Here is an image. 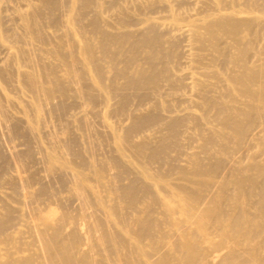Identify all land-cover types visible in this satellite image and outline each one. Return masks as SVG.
<instances>
[{
	"label": "rangeland",
	"instance_id": "rangeland-1",
	"mask_svg": "<svg viewBox=\"0 0 264 264\" xmlns=\"http://www.w3.org/2000/svg\"><path fill=\"white\" fill-rule=\"evenodd\" d=\"M43 1V0H42ZM42 1H39V0H0V18H2L1 20H0V31H1V33H0V215L2 216V219H4L3 217H5L6 218V216L8 215L9 216V218H7V220L8 219H10V215H11V219H10V222L9 221H6L5 222V224H7V222H8V225H7V227H6V225L4 224L1 228H0V237H2L3 235L4 236H7V237H10V239H8V242L7 241H5V242H7V243H3L2 242V240H0V260L1 259H3L2 261H0L1 262V264H4V263H6L7 262V258L8 259H10V261H9V264H13L12 262H14L16 259L18 260V261H15V263L14 264H18L17 262H19V260H20V262L21 261H24V260H28V261H26V263L27 264H31V263H33L34 261L33 260H29V256L31 257L32 256V258H30V259H35L36 258V261H37V263L38 264H41V263H43L44 264V255L43 254H41V256H40V254H37V253H35L36 251L35 250H37V248L39 247V245L40 244H42L43 242H44V244L45 243H49V246L48 247H50L49 249L50 250H52V252L54 251V254H52L51 256H53L52 257V261L55 263L56 262V264H62L63 262V260H62V256H60L61 255V253H59L58 252V249H57V247H55V245L53 244V238L55 237V239L56 240H59L58 238L60 237V241L59 242H57V243H59L58 245L62 248V245L65 247V246H67L68 244H69V250L68 249H66V247H65V249H64V247L61 249V250H63V252L64 253H67L70 257H71V259H73V261L74 262H79V260H81V259H83L84 257H86L87 256V254L85 253V248L87 247V249L89 248V249H91L92 248V246H94L95 248H97L98 249V247H96V245H89V244H91L90 243V241L89 240H87V239H92L93 241H94V239L93 238H89V237H92L94 234L93 233H90V232H97L98 230L97 229H95V230H93V231H91L90 230V228H88L87 229V227H88V225H89V227H90V225H91V223L93 222V223H95V224H93V225H95V228H97L96 227V225H101L102 224V228H101V226H100V228L101 229H103V230H106V231H108V232H110V234H112V233H114V232H118V233H116L117 235L118 234H122V235H118V236H125V237H127L129 240L130 239H132V235L133 234H131V233H127V232H129V231H132L133 232V230L134 229H138V225L140 224V223H136L135 222V219L134 218H136V217H131V216H134V214L136 213L138 216V220H140V218H142L141 220H143V217L145 218V215H146V213L147 212H144V211H146V210H148V208L146 207V205H148V207L150 206V208L149 209H151V208H153L155 211H153V209H151L152 210V212L151 213H153L154 212V214L152 215L153 217H162L161 215H162V213H163V211H166L167 209H168V207L170 206V202H169V199L167 198V196L166 195H164L163 193H161L160 191H157L156 192V195L159 197H156V203H152L151 202V200H150V198L149 197H144V195L143 194H140L139 193V195H138V198H140V199H138L139 201H137V208L136 207H134V208H129L128 206H127V202H126V197L124 198L123 197V195H125L123 192H124V189L126 188V186H129L130 184L128 183L129 181L130 182H132V179H136L135 178V175H132V174H135V172H134V169H132V168H130V169H132L133 171H130V169H129V167H125L124 166V168H119L117 165H115L114 164V161L113 160H115L116 158H114L115 156H118V154L116 153V148H111V147H115V146H111V144L112 145H115V144H113L112 143V141H114V140H111V139H113L112 138V135H113V133H111V130L112 129H110V128H112V126H114V128H113V130H117V129H119V127L121 128V129H119V132L121 133V132H123L124 130L122 129V128H126L127 126H129L130 124H131V122L133 121V119L131 118V117H133L134 115H135V117L137 116V115H139L138 117H140L141 115H143L144 116V114H148V112H151V111H153L154 112V114L156 113V115L159 113V115L160 116H162V115H166L167 116V120L169 121L170 120V118L172 119L173 118V116H174V114H175V116H174V118H178V117H180V116H183V115H185L184 113H186L187 111H188V114H186L185 115V117H188V118H185L184 116H183V118H181V119H183L181 122L184 124L183 126H182V124L181 125H178L177 126V128H176V135L175 136H179L180 135V139H182V140H180L179 138H177V137H174V138H176V139H178L179 140V142H178V140H175V142L176 143H173L174 141H172V142H170L169 144H168V147H167V149H166V152H169V154L170 155H163V156H165V157H162V158H165L164 160H166V161H164L163 159L159 162V164H158V162H157V164L155 163V165H157V166H159L160 165V167H157V166H155V165H153L154 167H157V168H153L152 167V165H151V167H150V169H152L153 170V172L154 171H157V170H159V173H161V172H163V174H165L166 172L168 173L167 174V177H174L175 175L177 176V171L175 172V170H179L178 168H180V165H181V167H185L184 165H186V168H191L192 166V164L190 165L189 164V162H190V160H194V161H199V163L201 162V161H204V162H202V163H208L209 161H214V160H216V159H219V158H223V159H219V160H221L223 163H224V166H225V169H231V170H233L234 172H235V174H237L238 173V170L237 169H239V168H242L246 163L248 164L249 162H251L252 161V158L254 157V155L256 156L257 154H260V156H261V159H262V161H264L263 159V157H264V151H263V149H264V141L261 139V137L262 136H264L263 134H261V133H263V131H264V121H263V119H264V115H263V112L261 111V109H256L254 106L253 107H251V105H249L250 106V110L248 109V107L249 106H245V104H242L241 103V101H243V97H240V96H236V95H234L233 96V98L234 97H236L235 99H233L231 96V94H227L228 96H226L225 94H226V92H227V88H223L224 86H222L223 84V79H221L220 77V75L221 74H223V73H226V74H223V77L222 78H225V76H228L227 75V73L231 70L232 72H229V75H230V73L231 74H238V73H240V71L239 72H237L236 70L239 68V70L241 69V67H240V65H242L243 67L246 65V66H248L247 64L250 62H256V63H261V60H263V58H264V55H263V51H260L259 52V50H261L262 48L261 47H263V45H264V43H262V42H264V31H261V30H263L264 29V25L263 24H260L259 26H258V28H260L259 29V36L256 38L257 40H255L256 42L255 43H253V45H250V46H252V47H255V48H252V47H250V49H251V51L253 52L254 51V53L257 55L258 54V56L256 57V55L252 58V59H255V60H249L248 62H246V63H244V64H242L243 62H237L235 59H233L234 57H236V50L233 48V47H231V45H229L230 43H226L227 44V48H229V46H230V50H231V52L232 53H230V51H229V53L231 54V55H229L230 57V62L231 61H236V63L235 62H232L233 64H231L230 62H229V60L228 61H226L227 63H225L224 62V60L222 59V57L220 56V55H218V53H216L215 51H213V47H211L210 45H209V43H207V42H205V45H201V48H198V50H200V51H198V50H196L197 52H199L198 54H200V52H202V49L205 47V46H208V47H206L205 48V50L203 49V52H202V54H200V55H197V53H196V51L195 50H193V49H190L189 47H190V44L189 43H192V44H194L195 42H192V41H190L189 39H191L190 38V36L188 37V36H186V35H183V34H180L179 32H174V30H170L169 32L166 30V29H164V28H162V27H160L159 28V26L158 27H155L154 29H156L155 31L157 32V31H161V30H164L165 32H163L164 34H166V35H160V34H163V33H159V32H157L161 37L163 36H165L164 38H161V40L162 39H164V40H162L161 42V44H163L164 43V41H166L164 44H163V47H159V49L158 48H156V49H158L160 52H162L163 54H165L166 52H164V50H168V49H176L177 48V46H175V47H173L174 45H181V46H178V48L177 49H179L177 52H178V54L176 55V56H171V55H167V57L168 56H170L169 58H165V60L167 59V60H172V61H174V62H172V63H169V62H167V61H162V62H167L166 63V65H169L171 68H173L174 69V66H172V64H174V63H177L176 65H177V67H175V69L174 70H172L171 68H164V64L165 63H157V62H161V60H155V63H154V65H157L156 66V68H158V67H160V66H162V68H159V69H167L166 71H162V73H161V70H158V71H160V76H163L164 74H171L170 75V77L168 76V80L169 81H167V79H165V77H167V76H163V77H161V79H160V76H159V78H158V80H157V83L158 84H156V87L155 88H152V89H150V90H148V91H151L150 93L148 92V91H146V93H145V95L143 96L144 98L143 99H145L144 100V102H142L143 100L141 99V100H139V99H137V98H139L135 93H130L129 91H127V92H129L128 94H135L134 96H137V98H135V97H133V95H129V97H131V99H132V101H131V99L130 100H128V94L126 95V93H125V95L127 96L126 98V100H125V104L123 105L124 107H127L128 106V108H124L125 110L124 111H118V106H119V103L118 102H116L115 100H119V102H120V99H119V96L118 95H120V98H122L121 96H122V88L120 87V90H116V89H114V88H117V87H119L120 86V84L122 85V84H124V82H125V80H126V78L129 76V77H132L133 78V76L136 78V76H139L141 73H143V72H146V70L148 71L149 70V68H148V66L146 65V64H144V63H146V60H145V58H143V56L144 57H146L145 55L147 54H149V53H157L156 55L157 56H159L160 54H162V53H160L158 50H156V49H152V50H155V52H150V51H152V50H150V51H148V48L147 47H145V46H140V47H142V48H138V49H141V52H139L138 51V53L140 54V53H142L143 54V56L141 57H139L138 55L136 56V58L135 59H133V62H132V60L130 59V60H128L127 58L129 57H126L127 55H129V50H130V48H129V50L127 49V48H125V46L127 47V46H130V42H128L127 41V39H122L121 40V42H123V40L125 41L124 42V44H122L120 41V43L119 42H117L118 44H116V43H114V42H110L108 45L110 46V47H107L108 49H110L109 51H111V52H115V53H113V54H117L115 57L116 58H120L121 59V57L122 56H124L123 58H124V60L125 59H127V61L125 60L124 61V63L122 62L123 61V59H115L114 58V60H116V61H107V60H109L108 58H104V57H102L101 55H103L104 54V51H107L108 49H106V46H108L107 44L105 45V49H101L102 51H100V49H99V51L101 52H99L98 50H97V52H99V53H95V55L93 56L94 57V59L96 60V63L98 62V61H101V60H103V61H101L99 64H101V66H99V68L100 67H102L103 66V71H101V74L104 72L105 74H106V76H105V74L103 75L102 74V76H104V77H102V80L104 81V79L106 80L107 79V81L109 80V83L107 82V81H104L105 82V87H107V86H112L113 87V90H115V91H117V92H119V94L117 95V93H115L114 91H113V93L111 92L110 94H109V96L111 95V94H114V97H111V99L109 100V101H107V100H105L104 98V95H102L103 93L101 92V91H98L99 89H97V88H92L93 87V81H92V75H94V74H91V72L92 73H94V70H93V68H89V69H86V67H84V65L82 64V62H80L81 61V56H80V53H79V51H78V48H75L78 52H75L73 49H72V47L74 48V46H72V44L73 45H76L75 47H77V46H82V44H88V45H91V46H94V48H98V46H99V48H103V47H100V42L101 41H99V39H97L98 37H100L101 35L99 34V31H100V33H101V31H102V33L104 32V31H106L105 33L107 34V31H109V33H114V32H116L117 34H120L119 32L121 31V32H124L123 30H141L140 32H143V34H150L149 32H151V31H149L148 29H150L149 27V21L152 19L151 17H153V16H155V17H153L154 19L155 18H159L160 17V20L161 21H163V22H167V21H169L171 18L167 15V13H169L168 12V10L169 9H172V10H170V11H173L174 10V13H176V14H179V12H180V10L182 11V12H184V13H186V14H188V15H184L183 13H180V14H182V15H180L179 17H184L183 19L182 18H180L181 19V21L183 22V23H187V22H184V21H192V20H196V19H200L198 16H207L208 14H211V13H214V10H213V6H211L212 7V9H210V3H207L205 0H168L169 2H167V0H160L159 1V3L156 1V0H150L151 2L149 3H146L147 1H149V0H123L125 3H122L123 1H121V0H113V2L117 5H114V3L111 1V0H108V2L107 1H105V0H92V1H94V3H95V5H96V2H97V5H96V7L99 5V4H101L100 6H102L103 5V3H104V1H105V4H104V6H103V8H101V7H98V8H96L95 6H93V2H92V4L90 5L91 6V8H89L88 10H90V11H86V14L84 13V15H86V17L83 15H81L82 17V21H79L78 20V17L80 18V16H78L77 15V13H76V11H78L77 9V7H76V11H75V8H73V7H75L77 4L75 3V0H73V2L71 1V0H69V1H67V0H64V1H62V0H55L57 3H58V5H60L61 4V2L62 3H65L66 4V7H65V4H64V7L65 8H68V9H70V8H72L73 9V11H70L69 10V12L67 11L68 9H63V7H62V9L61 8H57L58 10H55V11H53L54 10V8H53V10H51V9H49V8H51V7H45L47 4L43 1V3H45V5L44 4H42L41 5V3L40 2H42ZM59 1H60V3H59ZM66 1V2H65ZM77 2H78V0H76ZM103 1V2H102ZM109 1H111V3H113V4H111ZM118 1V2H117ZM139 1V2H138ZM143 1V2H142ZM154 1H156V2H154ZM176 1L178 2H181V1H183L182 3H177L176 4ZM185 1H187L186 3H185ZM221 3H224V0H219ZM231 1V2H230ZM230 1H225V3L226 4H223L222 5V7H224V5H227V4H230L231 5V8H229V6L230 5H227L226 7H227V9H230V11L232 10V9H238V11H240L239 9H241V8H243V7H247L248 8V6H246L247 4V2H246V0H237V1H235V0H230ZM233 1H235V2H233ZM243 1V2H242ZM10 2V3H9ZM14 2V3H13ZM29 2V3H28ZM37 2H39L38 4H40L39 6L41 7V9H38L39 8V6H36V4H37ZM47 2V1H46ZM67 2H69V6L67 5L68 3ZM132 4H131V3ZM134 2V3H133ZM152 2H154V3H152ZM163 2L166 4H163ZM200 3V2H202V4H203V6H205V7H202V5L201 4H198L197 5V3ZM203 2H206L205 4L203 3ZM208 2H210V1H208ZM238 2V3H237ZM240 2H242V3H240ZM246 2V3H245ZM251 3V6H250V8H248V9H244V14L245 13H247V12H249V13H254V14H257V15H261V16H263L262 14H263V12L261 13V10H259L261 7L260 6H262V4H264V0H261V2H263V3H261L260 4V6H258V11H256V7H254V6H256V5H258L259 3H257V2H260V0H249L248 1V5H250V3ZM5 3V4H4ZM18 4V5H16V6H14V5H12V4ZM19 3H21V4H19ZM72 3L74 4V6L72 5ZM107 3V4H106ZM108 3H110V4H108ZM129 3V4H128ZM137 3H139V4H137ZM155 4L154 6H149V5H147V4ZM156 3H158L157 5H160V7H159V9L158 10H156V8H157V5H156ZM160 3H162V4H160ZM169 3H170V5H169ZM175 3V4H174ZM188 3H190V6H188L189 4ZM233 3H235V4H233ZM257 3V4H256ZM4 4V5H3ZM26 4V5H25ZM37 4V5H38ZM123 4V5H122ZM135 4H137L139 7H140V9L141 10H143V12H141V10H139L138 8V6L136 7L135 6ZM142 4H144V6H147V9H146V7H141V6H143ZM151 4V5H152ZM179 4H181V5H179ZM207 4H209V5H207ZM238 4V5H237ZM240 4V5H239ZM244 4H246V5H244ZM7 5H9L8 7H7ZM24 5V6H23ZM30 5H33V7L31 8L30 7ZM58 5H56V6H53V7H55V9H56V7L58 6ZM63 5V4H62ZM110 5H114L113 7V9L112 8H109L108 9V7H112V6H110ZM118 5H120V7L121 8H125L126 6H128V5H130V6H128V7H126V9L123 11V9L121 10V8L118 6ZM122 5V6H121ZM126 5V6H125ZM134 5V6H133ZM168 5V6H167ZM206 5L208 6L207 7V10H205V11H203V12H199V11H197V8L199 9V10H203V9H206ZM211 5H212V3H211ZM233 5H234V8H233ZM241 5H244L243 7H239V6H241ZM19 6H20V8H24L25 10H23V9H20V11H23L25 14L27 13V11L31 14V12L33 11L34 12V10L33 9H35L36 8V10H37V12H34V14H36V15H34L33 13L31 14V15H29V14H27V18L29 19V21L31 22V25H33L32 26V30L33 31H35L36 29L37 30H40V31H42V32H38V31H35V33H33V34H36L37 35V37L39 36H41L42 38H44V39H40V43H39V41H35V40H39V39H34V38H32L33 37V34H29V33H24L23 31L24 30H22L23 28L21 27V26H18L19 24H22V23H20L21 22V20L20 19H18V10H16V9H19ZM36 6V7H35ZM48 6V5H47ZM68 6V7H67ZM78 6V5H77ZM125 6V7H124ZM163 6V7H162ZM167 6V7H166ZM172 8H171V7ZM175 7V9H174V7ZM201 6V7H200ZM264 6V5H263ZM58 7H61V5L60 6H58ZM94 7V10H92L91 11V9ZM134 7H136V9L134 8ZM148 7H152V9L151 10H148ZM153 7H155V8H153ZM170 7V8H169ZM221 7V8H222ZM235 7H238V8H235ZM260 7V8H259ZM99 8H100V10H99ZM120 8V10H119V12H118V15H121V13L123 14V16L125 15V16H130V17H128V21H126L127 20V18L124 16H122V17H119V18H117L116 16L117 15H115V14H117V11L118 10H116V9H119ZM128 8V9H127ZM134 8V9H133ZM162 8L164 9V10H162ZM71 9V10H72ZM98 9L99 11H96V10ZM107 11H106V10ZM168 9V10H167ZM180 9V10H179ZM227 9H225L226 11L225 12H229V10H227ZM41 10H44V12H41ZM60 10H62V12L60 11ZM102 10V11H101ZM105 10V11H104ZM110 10V11H109ZM111 10H112V12H111ZM116 10V11H115ZM126 10H128V11H126ZM137 10L138 11H140V12H137ZM152 10H154L153 12L155 13V14H153V12H152ZM160 10H162L161 12H158V11H160ZM165 10H167V12L165 11ZM176 10V11H175ZM212 10V11H211ZM222 10H224V8L222 9ZM221 10V11H222ZM243 10V9H242ZM17 11V12H16ZM38 11H40V12H38ZM50 11V12H49ZM65 11V12H64ZM144 11H146V14L147 13H149L147 16L144 14L145 12ZM9 13L10 15H8L7 13ZM11 12V13H10ZM52 12V13H51ZM68 12V13H67ZM71 12H73L72 14H70ZM75 12V13H74ZM94 13V15L96 14V12H98L97 13V15H95V16H93V15H90L91 13ZM124 12H129L128 14H124ZM137 12V13H136ZM206 12L208 13V14H206ZM258 12H260V13H258ZM17 13V14H16ZM47 13V14H46ZM58 13H60V14H58ZM62 13V14H61ZM65 13H66V15H65ZM112 13V14H111ZM120 13V14H119ZM201 13V14H200ZM203 13V14H202ZM52 14H53V16H52ZM88 14V15H87ZM134 15V16H131V15ZM143 14V15H142ZM189 14H191L192 15V17H193V15H194V17L195 18H190L189 16ZM195 14H197V15H195ZM198 14H200V15H198ZM204 14H206V15H204ZM28 15H29V17H28ZM46 15V16H45ZM51 15V16H50ZM64 15V16H63ZM100 15V16H99ZM102 15V16H101ZM142 15V16H141ZM239 16L240 15H243V13H240V14H238ZM39 16V17H38ZM63 16V17H62ZM72 16H74V17H72ZM96 17V18H93V19H97L98 18V20L100 19L99 17H101V19H103L102 21H100V22H96L95 21V24L96 23H100V25H101V29H103V30H101L100 29V27H99V24H97L98 25V27H97V25H96V30H94L93 29V26L92 25H90L91 24V17ZM98 16V17H97ZM157 16V17H156ZM165 16H167V17H165ZM187 16V18H188V20H187V18H185ZM17 17V18H16ZM53 17V18H52ZM115 17L117 18V19H115ZM136 17V18H135ZM161 17H163V18H161ZM12 18V19H11ZM33 18H34V20H36L37 18H38V20L40 19V21L38 22V21H36L37 23H41L40 25H42V29H41V27H40V25L38 24V28L36 27V22H34L33 21ZM63 18H65V19H63ZM68 20H67V19ZM74 18H77V19H74ZM80 18V19H81ZM125 18V19H124ZM133 18V19H132ZM140 18H143V19H140ZM149 18H150V20H149ZM167 18V19H166ZM170 18V19H169ZM54 19V20H53ZM71 19H73V22H72V20ZM100 19V20H101ZM118 19L119 20H122V21H118ZM169 19V20H168ZM184 19H186V20H184ZM12 22H11V21ZM20 20V21H19ZM44 22H43V21ZM49 20H52V21H50L49 22ZM69 20H70V22H69ZM75 20L77 21V22H79L78 23V25L76 24V26L74 25L75 23ZM91 21V22H87V21ZM109 20V21H108ZM113 20H115V21H113ZM125 20V24L123 23V21ZM144 20V21H143ZM47 21V22H46ZM134 21V22H133ZM3 22H5L4 23V25L2 24ZM35 23V24H32V23ZM107 22H110V23H107ZM115 22V23H114ZM128 22V23H127ZM133 22V23H132ZM140 22V23H139ZM14 23V24H13ZM56 23V24H55ZM72 24V25H74L73 27H77L78 26V28L76 29V28H73L70 24ZM89 23V24H88ZM113 23V24H112ZM126 23L128 24V25H126ZM52 24H55L57 27H55V25H53L52 26ZM65 24V25H64ZM68 24V25H67ZM84 24V25H83ZM111 24V25H110ZM115 24H116V26H115ZM123 24H124V27H125V29H123L124 27H123ZM149 24V25H148ZM44 25V26H43ZM70 25V26H69ZM88 25H90V26H88ZM144 25V26H143ZM82 26V27H81ZM91 26H92V28H91ZM128 26V27H127ZM148 26V27H147ZM2 27V28H1ZM13 27V28H12ZM16 27V28H15ZM35 28V30H34V28ZM64 29H63V28ZM65 27H67V33L70 31L71 33H68V34H71V35H68L67 33H65L64 32V30L66 29ZM114 28V29H111V28ZM145 27V28H144ZM59 28V29H58ZM60 28L62 29V30H60ZM68 28H71V30L69 29L68 30ZM79 28H82V29H79ZM105 28V29H104ZM157 28H159V29H157ZM162 28V29H161ZM58 29V30H57ZM78 31V30H80V32L83 30V32H84V34H82V33H80V32H77L76 30ZM85 29H86V31H85ZM107 29V30H106ZM109 29V30H108ZM117 29V30H116ZM161 29V30H160ZM11 30V31H10ZM17 30V31H16ZM91 30H93L94 32H91ZM13 31V32H12ZM75 31V33H73V32ZM18 32V33H17ZM43 32H45L44 34H43ZM59 32H63L62 34L61 33H59ZM88 32V33H87ZM162 32V31H161ZM167 32H168V34H167ZM172 32V36L170 35V33ZM261 32H262V34H261ZM3 33H4V35H6V36H4L3 35ZM13 33V34H12ZM22 35H21V34ZM78 33V34H77ZM92 33H94V34H96V35H93ZM108 33V34H109ZM116 33H114V34H116ZM174 33V34H173ZM27 34H29L30 36H32L31 38H28V40L26 39L28 36H27ZM39 34H41V35H39ZM54 34H55V36H54ZM60 34V35H59ZM79 34H82V36L84 35V37H86V38H88V40H90V41H94V43H95V45H94V43H91L90 41H89V43L88 42H86V43H82L81 42V44H79L80 43V39H81V37L79 36ZM113 34V35H114ZM178 34V35H177ZM10 35V36H9ZM36 35H34L35 37H36ZM44 35H46V36H44ZM72 36L73 37V39H74V41H78V43L76 44H74V43H72V42H70V41H72L71 40V38H69V37H65V36ZM77 35V36H76ZM98 35V36H97ZM170 35V36H169ZM201 35H203V33H201ZM220 36H222L220 39L222 40V41H225L226 39V41L225 42H229V41H231V36L230 35H227V38H223V37H226L224 34H219ZM15 36V37H14ZM20 36V37H19ZM24 36V37H23ZM25 36H26V38H25ZM29 36V37H30ZM56 36H58L56 39L57 40H55L53 37H56ZM88 36H90V37H88ZM94 36H96V37H94ZM138 35L136 34V37H137ZM176 36V37H175ZM186 36V37H185ZM219 36V37H220ZM9 37H11V38H9ZM21 37H22V39H21ZM169 37H171L170 39H168ZM172 37H174V38H172ZM181 37V38H180ZM185 37V38H184ZM218 37V36H217ZM246 38H247V36H245ZM244 37V38H245ZM259 37H261L260 39H258ZM60 40H59V39ZM65 38H69V39H66L68 42H67V44H65L64 45V42L66 43V40L64 41V39ZM86 38H84V39H86ZM165 38H166V40H165ZM223 38V39H222ZM230 38V39H229ZM246 38L244 39V42L246 41ZM5 39V41H3ZM23 39H24V41H23ZM31 39V42L29 41ZM46 39H48L47 41H46ZM52 39V40H51ZM77 39V40H76ZM84 39H82V41L84 40ZM98 40V42H97V40ZM174 39V40H173ZM178 39V40H177ZM181 39H183V40H181ZM225 39V40H224ZM32 40H34L33 41V43H32ZM42 40L43 41H46V43L44 42V43H42ZM60 42H59V41ZM87 40V41H88ZM170 40V41H169ZM171 40L173 41L171 44H169V42H171ZM178 42H177V41ZM258 40H260V41H258ZM3 41V42H2ZM23 41V42H22ZM50 41V42H49ZM57 41V42H56ZM85 41V40H84ZM96 41V42H95ZM127 41V42H126ZM174 41L175 42H177V43H174ZM181 41V42H180ZM183 41H185V42H183ZM189 41V42H188ZM7 43V44H5V43ZM26 42V43H25ZM29 42L31 43V44H29ZM168 42V43H167ZM179 42H180V44H179ZM186 42H187V44H186ZM257 42H259V43H257ZM261 42V43H260ZM38 44V46H37V44ZM51 43V44H50ZM70 43V44H69ZM111 43H114V44H111ZM257 43V44H256ZM13 44V45H12ZM33 44V45H32ZM46 44V45H45ZM123 46H122V45ZM173 44V45H172ZM29 45V46H28ZM51 45V46H50ZM63 45V46H62ZM67 45V46H66ZM72 46V47H70V46ZM102 45V44H101ZM115 45H119V46H115ZM164 45H165V47H164ZM183 45V46H182ZM31 46H33L34 48L33 49H30L29 50V48L31 47ZM66 46V47H65ZM70 47L71 49V51H74V52H72L73 53V55H71L72 56V59H71V57H70V55H69V53L71 54V52L70 51H68V49L69 48H67V47ZM91 46H90V48H91ZM112 46V47H111ZM19 47V48H18ZM22 47V48H21ZM36 47V48H35ZM60 47V48H59ZM61 47H62V50H65V49H67V50H65V53L66 54H64V55H62V52H61ZM65 47V48H64ZM113 47H114V50H117V51H114V50H112L113 49ZM116 47V48H115ZM169 47V48H168ZM171 47H173V48H171ZM180 47H182V48H180ZM258 47V48H257ZM18 48V49H17ZM24 48V49H23ZM32 48V47H31ZM42 48H45V50L46 51H49V52H52V54H50L51 56H53V57H55V59L54 58H52V57H49V52H48V54H45L46 53V51L44 50V49H42ZM59 48V49H58ZM64 48V49H63ZM91 49L92 51L94 50V51H96L95 49ZM147 49L146 51L147 52H145V50H144V52H143V50L142 49ZM161 48H163V50L161 49ZM234 50H233V49ZM259 48H261V49H259ZM19 51V53L21 52V50H23V53L20 55L19 53H18V51ZM21 49V50H20ZM36 49H40L39 51L38 50H36ZM120 49L122 50V49H124V50H122V52L124 51V53H123V55L121 54L122 52L120 51ZM162 51H161V50ZM180 49H182V51L180 50ZM16 52H15V51ZM33 50H34V52H33ZM56 50V51H55ZM104 50V51H103ZM187 50H189L188 52H184V51H187ZM209 50H211V52L209 51ZM38 51V52H37ZM108 51V54H106V56L107 57H109V56H112V55H110L109 53H111V52H109ZM120 51V52H119ZM128 51V52H127ZM157 51V52H156ZM172 50H169L167 53H170ZM179 51H181L180 53H179ZM193 51H195V53L196 54H193L194 56L192 57V53H193ZM234 51V52H233ZM258 51V52H257ZM3 52V53H2ZM61 52V53H60ZM69 52V53H68ZM189 52H191V53H189ZM262 52V54H260ZM26 53V54H25ZM28 53V54H27ZM32 54V55H29V54ZM33 53L35 54V56L33 55ZM37 53H39V54H37ZM64 53V52H63ZM94 53H92V54H94ZM103 53V54H102ZM106 53V52H105ZM137 53V54H138ZM144 53H146L145 55H144ZM166 53V54H167ZM186 53H189V55L188 54H186ZM210 53H212V54H210ZM17 55V56H13V55ZM112 54V53H111ZM180 54H181V56H180ZM186 54V55H185ZM191 54V55H190ZM205 54V55H204ZM209 54V55H208ZM259 54L260 55H263V56H259ZM7 55L9 56L8 58H7ZM11 55V56H10ZM24 55V56H23ZM55 55V56H54ZM61 55V56H60ZM98 56V57H96L95 58V56ZM119 55H122V56H119ZM141 55V54H140ZM201 55H203L202 56V58H200V56ZM217 55L219 56V57H217ZM235 55V56H234ZM23 56V57H22ZM30 56V57H29ZM42 56H44V57H42ZM100 56L102 57L101 59H99L100 58ZM162 56V55H161ZM179 56V57H178ZM184 56V57H183ZM188 56H191V58H194V59H191L190 57H188ZM195 56H197V57H195ZM232 56H234V57H232ZM12 57H14L15 58V61L13 60L14 58H12ZM24 57H26V58H28L27 60H26V58H24ZM32 57H34V59H32ZM66 57H68V58H66ZM138 57V58H137ZM209 57V58H208ZM213 57H214V59H213ZM256 57V58H255ZM259 57H262V59L261 58H259ZM20 58V59H19ZM22 58V59H21ZM41 58H42V60H41ZM43 58H44V60H43ZM47 58H48V60H47ZM70 58V59H69ZM158 58V57H157ZM188 58V59H187ZM196 58H198L197 60H196ZM204 58L207 60V61H205L204 60ZM219 58H221V59H219ZM6 59H7V61H6ZM12 59V61H9V60H11ZM74 59H75V61H74ZM113 59V57H111L110 58V60H112ZM158 59H160V58H158ZM26 60V62H24ZM29 60H31V61H29ZM35 60V61H34ZM39 61V62H37V61ZM53 60V61H52ZM98 60V61H97ZM145 60V61H144ZM176 60H178V62L176 61ZM193 60H196V61H199V62H194V63H191L190 64V62H193ZM209 60H211L210 62H209ZM216 60V61H215ZM218 60H220V61H218ZM5 61V62H4ZM33 61V62H32ZM51 62V63H48V62ZM104 61H106V62H104ZM129 61H131L132 63H130ZM157 61V62H156ZM179 61H181V62H179ZM15 62H16V64H15ZM20 62V63H19ZM34 62H37V63H34ZM46 62V64H44ZM58 64H57V63ZM76 62V63H75ZM108 62V63H107ZM117 64H116V63ZM187 62V63H186ZM201 62H203V67H202V65H200V63ZM204 62H205V64H204ZM209 62V63H208ZM221 63V64H218V63ZM253 62H252V65H253ZM5 63H7V64H5ZM32 63V64H31ZM38 63H40V64H38ZM53 63H55V64H57L58 65V67H56V66H54V67H56V68H54V67H52L54 64ZM64 63H66V65H67V63L68 64H70L68 67L64 64ZM107 63V64H106ZM109 63H111V64H109ZM113 63H115V64H113ZM179 63H180V65H179ZM196 63H199V64H196ZM208 63V64H207ZM214 65V63H216L214 66L212 65V64ZM230 63V64H229ZM13 64V65H12ZM21 64V65H20ZM34 64H37V67H34V66H36V65H34ZM48 64V65H47ZM51 64H53V65H51ZM74 65L75 66V68L74 67H71V65ZM99 64H97V65H99ZM126 64V67L128 66V67H130L129 69H127V70H125L126 69V67L124 66ZM163 64V65H162ZM185 64V65H184ZM212 66H211V65ZM223 64V67H224V69L225 68H227V69H225V70H227V71H220L219 69H220V67H222L221 65ZM240 64V65H239ZM51 65V66H50ZM60 65H62V66H60ZM66 66L65 68H66V70H69L68 72H71L70 70H73V71H75L76 72V74H77V77H76V75L72 72V74H69L68 72V75H71L74 79L75 78H77L76 80H73V82H74V84L75 83H80V82H83V80H84V82L83 83H80L79 85H83V87H82V85H81V89L83 90V88L85 89V91H82L81 89H79V85H78V83H77V85L75 84V85H73V83H71L72 82V77L71 76H67L66 75V70H65V68L63 67V66ZM109 65H111V66H109ZM112 65L114 66V67H112ZM138 65V66H137ZM143 65V67H141ZM144 65H146V66H144ZM160 65V66H159ZM180 67H179V66ZM186 65H188V66H186ZM196 67H194V66ZM197 65H200L199 67H197ZM207 65H209V66H211V67H209V66H207ZM219 65V66H218ZM230 65V66H229ZM21 66H22V71L20 70V68H21ZM27 66H29V67H27ZM42 66V67H41ZM47 66L49 67V70L51 71L52 70V72L53 73H55V72H58V70L59 69H61V71H64V74H63V72H58V74H57V77L59 76V79L60 78H62V77H65V78H62L63 79V84H61L60 86L63 88V93H58V94H61L60 96L61 97H59V95L57 96L56 94H55V98L53 97L52 98V96H53V93H54V91H57V90H54L53 92H51V90L49 89V91L51 92H49V94L50 95H52V96H46L48 93H46V91L48 92V90H44V89H42V94L41 95H43L44 93H46V94H44L43 96H44V98H46L47 100H49V101H47L46 99H43V97L41 98V96H40V90H39V94H38V92H37V90L34 92V90H32V89H28V88H30V86H28V83L25 81L26 80V77H25V75H26V73H25V71H26V68L28 69V68H30V67H34L33 69L35 70V71H31V70H33L32 68L31 69H29V71L28 72H33V73H36V71L38 72V73H36L37 74V78H39L40 76H42L44 73H51V74H53L52 72H46V71H48L46 68H47ZM122 66H124L125 68L123 69L122 68ZM169 66H165V67H169ZM238 67L237 69H235V67ZM249 66H250V64H249ZM2 67V68H1ZM14 67V68H13ZM44 67V68H43ZM46 67V68H45ZM61 67V68H60ZM115 67H116V69H115ZM141 69H140V68ZM202 67V68H201ZM214 67V68H213ZM231 67V69L229 70V68ZM5 68H9V69H5ZM35 68H38V69H35ZM46 69L45 71L44 70H42L43 72H41L39 69ZM50 68H54L55 70H57V71H53L54 69H50ZM63 68H64V70H63ZM69 68V69H68ZM120 69V71H119V69ZM138 68H139V70L140 71H142V70H144V71H142L141 73L139 72V75L138 74H136V72L138 73ZM143 68H146V69H143ZM155 68V69H156ZM179 68H181V69H179ZM185 68V69H184ZM186 68H187V71H185L186 70ZM197 68H201L202 69V72H199L200 71V69L199 70H197V72L199 73V74H201V73H204L203 71H205V72H208L209 70H211V68H212V70L210 71V75H211V72L213 73L214 72V74H212V75H218V76H214V79H213V77H211L210 75H207L208 73H206V74H203V76L204 75H206L207 77V82L205 81V79L203 78L202 79V74L201 75H199V74H197V72H194V70L196 71V69ZM210 68V69H209ZM216 68V69H215ZM233 68L235 69V70H233ZM13 69H15V70H13ZM75 69H77V71L75 70ZM113 69L114 70H117V73H115L116 71H114L113 72ZM169 69V70H168ZM216 71H218L217 73L214 71V70ZM8 70H9V72H8ZM92 70V71H91ZM138 70V71H137ZM170 70H172L171 72H170ZM180 72H179V71ZM184 70V71H183ZM193 71V72H191V71ZM223 70V69H222ZM12 71V72H11ZM17 71V72H16ZM127 71H129V72H127ZM134 73H133V72ZM168 71L170 72V73H168ZM177 71V72H176ZM182 71H183V73H182ZM219 71H220V73L221 72H223V73H221V74H219ZM242 71V70H241ZM18 72H19V74H18ZM20 72H24V74H20ZM41 72V73H40ZM78 72H79V75L80 76H82V75H84L85 76V78L84 79H82L81 80V77L80 76H78ZM113 72V73H112ZM118 72H120V73H122V75L123 74H127L125 77H123L121 74L120 75H117L118 74ZM126 72V73H125ZM149 72V71H148ZM166 72V73H165ZM236 72V73H235ZM5 73V74H4ZM40 73V74H39ZM130 73H133V74H130ZM195 75V78L193 77V75ZM216 73V74H215ZM35 74V75H36ZM42 74V75H41ZM61 74V75H60ZM74 74V75H73ZM112 74H116V75H113L112 76ZM143 74H147V73H143ZM163 74V75H162ZM174 76H173V75ZM187 74V75H186ZM13 75V76H12ZM38 75H40L39 77H38ZM54 75H56V73L54 74ZM54 75H52V76H49V77H47V74L46 75H43V78H46V84L47 85H41V86H44V87H48V88H50L52 85V81H55L53 84H54V87L52 86V88H55L56 87V85L58 86V84H60L59 82H60V80H58V78L57 77H53ZM63 75V76H62ZM112 76V77H114V79H116L115 77H117V80L115 81L114 79H112V77H110V79L113 81V82H115V83H113L112 81L110 82V79L108 78L109 76ZM133 75V76H132ZM184 75H186L185 77H184ZM19 76H21V77H19ZM44 76H46V77H44ZM83 76V77H84ZM171 76H173V77H171ZM180 77V76H182L181 78H179V80H178V77ZM201 78H200V77ZM209 76H210V78H209ZM3 77V78H2ZM71 77V78H70ZM82 77V78H83ZM86 77H88V80H86L85 81V79H87ZM91 77V78H90ZM107 77V78H106ZM184 77V78H183ZM188 79H187V78ZM196 77H198L199 79H201V81H202V83L200 82V81H196V80H199L198 78H196ZM205 77V76H204ZM16 78V79H15ZM20 78V79H19ZM51 79L50 80V82L48 83L47 82V80L48 79ZM68 78V79H67ZM69 78L71 79L70 81H69V84H68V80H69ZM104 78V79H103ZM162 78H164V79H162ZM173 78H176L177 80L176 81H178V82H176L175 81V79L173 80ZM218 79V78H220L219 79V81H217L216 79ZM10 79V80H9ZM55 79H57L58 81H56ZM67 79V80H66ZM78 79H80L81 81H79ZM182 79V80H181ZM185 79V80H184ZM190 79V80H189ZM192 79H194L193 80V82H195V85H197V82H198V85H200V86H203L202 87V89L198 86H191L192 87V89L193 88H195L194 90H192V89H190L189 88V86H190V84L189 83H192L191 85H193V82L191 81ZM209 79H211V81H212V84L214 83V82H216L217 84L215 85V83L213 84V85H209V83L211 82ZM6 80V81H5ZM39 80H41V81H38V82H40V83H42V84H45L44 82H42V81H45V80H42L41 79V77H40V79ZM161 80V81H160ZM163 80V81H162ZM16 81V82H15ZM21 81H23V82H21ZM49 81V80H48ZM64 81H66V83L64 82ZM77 81V82H76ZM88 81H91V83H89ZM102 81V82H103ZM181 81H183V82H181ZM37 82V86L40 84V83H38ZM56 82L58 83V84H56ZM61 82V83H62ZM104 82L102 83V84H104ZM107 82V83H106ZM166 82H170V83H167L166 84ZM176 82V83H175ZM204 82V83H203ZM209 82V83H208ZM23 83H27V84H23ZM120 83V84H119ZM180 83V84H179ZM64 84H67L66 86H67V89H65L66 88V86L64 85ZM162 85V86H160V85ZM163 84H164V86H163ZM187 84H189L188 86H187ZM203 84V85H202ZM205 84V85H204ZM220 86H222L220 89H219V85ZM6 85V86H5ZM25 85V86H24ZM68 85L69 86H71V87H69L68 88ZM85 85V86H84ZM86 85H88L87 86V88H89V91H88V93H87V88H86ZM90 85V86H89ZM118 85V86H117ZM158 85L162 88V90H161V88H159L158 87ZM167 85V86H166ZM207 85V86H206ZM214 85L216 86V88H214L215 89V91L217 92L216 94L218 95V96H216L215 94H213V93H215V92H211V93H209V90H207V89H209L210 88V86H212V87H214ZM218 85V86H217ZM74 86H77V87H74ZM115 86H117V87H115ZM205 86L207 87V89L205 88ZM19 87V88H18ZM39 88H41L40 87V85L38 86ZM37 87V88H38ZM158 87V88H157ZM170 89H168V88ZM171 87H174V88H171ZM183 87H185L184 88V90H183ZM188 87V88H187ZM209 87V88H208ZM74 88V89H73ZM75 88H77L78 90H76L75 91ZM166 88H167V90H166ZM175 88H177V89H179V90H177V91H175ZM9 89V90H8ZM55 89H57V87L55 88ZM71 89V90H70ZM92 89H94V90H92ZM97 89V90H96ZM118 89V88H117ZM154 89V90H153ZM156 89V90H155ZM200 91H199V90ZM226 90V92H220V90ZM12 92H11V91ZM28 90V91H27ZM165 91L164 92V94H162V92L161 91ZM168 90L170 91V93L168 92ZM180 90H181V92H180ZM195 90L197 91H199V93H201V92H203V93H201L202 95L204 94V93H208L207 95H205V96H207V97H209V98H215L214 100H218V102L217 101H215L216 103H214V105H212V106H215L216 107V105L215 104H217V105H219V107H220V105L222 106V105H229L227 108L224 106V108L225 109H227L228 111H226V110H223L224 108H221V111H223V113L222 112H220V111H218L219 109H218V107L217 108H215V109H212L213 107L212 106H207V107H205L204 105H201V106H203V107H201V106H199V107H201V108H203V110L202 109H199V107H197L198 105H196V107H197V109L195 108V105H194V108L192 107V108H190V110H189V107L188 106H192L193 105V103L194 104H197V103H195V100L197 101V102H201V101H198V100H200V99H198V96L196 97V96H193V95H197L196 93H198V91L197 92H195ZM202 90V91H201ZM70 92L69 93V95H68V93L67 92ZM83 92L82 93V96L80 95L79 97H78V94L77 93H75V92ZM95 91V92H94ZM156 91H158V92H156ZM174 91V92H173ZM211 91H214V90H212L211 89ZM32 92V93H31ZM35 93V96L38 94L39 96H37L38 98H41V99H43L44 100V104H45V106H43V104H40L39 105V102H36V101H41L40 99H36V97L35 96H33L34 95V93ZM37 92V93H36ZM44 92V93H43ZM90 92V93H89ZM91 92H93V93H91ZM98 92V93H97ZM102 93V94H100V93ZM133 92V91H132ZM153 92V93H152ZM169 93V94H167V93ZM171 92H173V93H171ZM195 93V94H193V93ZM218 92H220L219 94H218ZM73 93L74 94H76V95H73ZM96 93V94H95ZM147 93H149L150 94V99H148V100H146L148 97L146 96V95H148ZM179 93H182V94H180V95H182V96H180L179 95ZM191 93V94H190ZM85 94H86V97H84L83 98V96H85ZM91 94H93V95H91ZM155 94V95H154ZM172 94V95H171ZM177 94L179 95V96H177ZM187 94V95H186ZM190 94V95H189ZM200 94V95H201ZM222 94H224L226 97H229V99L231 98L232 100V102L231 101H229V99H227V100H225V102L223 101H221V99H223V98H226L225 96H223V98H222ZM19 95V96H18ZM67 96V97H65L66 98V100H64L65 98H62V96ZM87 95H89V96H87ZM99 95V96H98ZM101 95L103 96V97H101ZM201 95V96H202ZM208 95H210V96H208ZM28 96V97H27ZM63 96V97H64ZM71 96H74V97H71ZM76 96V97H75ZM95 98H94V97ZM113 96V95H112ZM146 96V97H145ZM172 96V97H171ZM176 96V97H175ZM186 96V97H185ZM201 96L199 97V98H201ZM204 96V97H205ZM220 96V98H217V97H219ZM78 97V98H77ZM88 97V98H87ZM116 97H118V98H116ZM153 97H155L154 98V101H155V103H154V101H153ZM158 97V98H157ZM175 97V98H174ZM177 97H179V98H177ZM194 97H196V99L195 100H193L192 98H194ZM204 97L202 96V101L204 100ZM243 98L242 100H240L239 102L240 103H238V100L240 99V98ZM50 98H52L53 100H56V101H51L50 100ZM61 98L64 100V101H66V102H64L63 100H61ZM81 98V99H80ZM103 98V99H102ZM163 98V99H162ZM176 98H177V100H176ZM188 98H190V99H192V101H193V103L191 102V100H189V101H185L186 99H188ZM217 98V99H216ZM13 99V100H12ZM73 100V102L72 101H70V100ZM76 99V100H75ZM84 99V100H83ZM89 99V100H88ZM94 99H95V101H94ZM106 99H109V97H107ZM152 99V100H151ZM185 99V100H184ZM220 99V100H219ZM69 100V101H68ZM79 100V101H78ZM100 100H101V102H103V103H101L100 102ZM135 100H137L136 102H135ZM180 101V103H177V102H179ZM31 101V102H30ZM64 103H63V102ZM89 101V102H88ZM145 101H146V103H145ZM148 101V102H147ZM159 101V102H158ZM162 101V102H161ZM167 101V102H166ZM184 101V102H183ZM227 101V102H226ZM235 101V102H234ZM48 102V103H47ZM70 102V104H68ZM78 102V103H77ZM82 102H84L83 104H82ZM88 102V103H87ZM91 102V103H90ZM94 102V103H93ZM113 102H115V103H113ZM126 102L128 103V104H126ZM133 102V103H132ZM42 103V102H41ZM51 103H53V104H51ZM61 103V104H60ZM63 103V104H62ZM86 103V104H85ZM105 103H106V105H105ZM144 103V104H143ZM157 103H159L160 105H156ZM166 103H168V105L166 104ZM190 103H192V104H190ZM202 104H203V102H201ZM35 104V105H34ZM49 104V105H48ZM55 104V105H54ZM115 104V105H114ZM152 104V105H151ZM154 104V105H153ZM162 104V105H161ZM167 105V106H165V108H169V109H165L164 108V105ZM198 104H200V103H198ZM37 105H39L40 107L42 106V110L41 109H39L40 107L39 106H37ZM58 105L60 106V107H58ZM63 105V106H62ZM68 105H70V106H68ZM73 105V106H72ZM76 105H77V107H76ZM92 105H94V107L92 106ZM112 105V106H111ZM117 105V106H116ZM142 105H144V106H142ZM172 105V106H171ZM179 105V106H178ZM232 105L234 106H239V107H242V108H238L237 109V111H235V109L237 108V107H235V108H232V109H230L231 107H232ZM23 106V107H22ZM36 106H37V108L39 109H37L36 108ZM54 106H56V107H54ZM62 106V107H61ZM106 106H107V108H106ZM116 106V107H115ZM159 106H161V110H159V111H156V110H154V109H157V108H159ZM186 106V107H185ZM43 107H47V108H43ZM66 107H70L69 109L68 108H66ZM82 107H84V108H82ZM111 107V109H108V108H110ZM171 107V108H170ZM173 107V108H172ZM180 108V109H178V108ZM208 107L210 108V107H212L211 108V110H213L214 112H207L208 113V115H210V113H213V114H217V113H219V115L221 116V114H222V117H224L225 115L224 114H226L227 116H225V117H230V118H235L236 116H237V118H235V119H238V118H240L239 119V122H244V116L241 114V113H244L245 112V108H247L248 110H249V112H252V113H254V112H256L255 114H257L258 113V117H257V121H259V122H261V123H257V127H255V128H253V129H251L250 130V132L247 134V135H245V136H243V138H241L240 140H238L239 138L237 137V136H235V134L232 132L231 133V130L230 129H226L225 128V131H227L226 133H224V130H223V128H221L222 126H220L219 125V123H218V121H217V119L215 120V118H213L214 119V121H209L210 119H212V118H209V117H212L211 115L210 116H208V115H206V110L204 109V108H207L208 109ZM20 108H23V109H20ZM36 109V110H32V109ZM56 108H57V111H58V113L56 112ZM64 108H66V109H64ZM175 108H177V109H175ZM229 108V109H228ZM27 109V110H26ZM55 109V110H54ZM59 109V110H58ZM63 109H64V111H63ZM85 109V110H84ZM117 110V111H115V110ZM126 109H128V112H127V110ZM135 109V110H134ZM147 109V110H146ZM151 109H153V110H151ZM174 110V111H168V110ZM192 109V110H191ZM216 109H218L217 111L218 112H216ZM22 110H26V114L28 115V116H25V113H24V111H22ZM46 110V111H45ZM54 110V111H53ZM80 110V111H79ZM96 110V111H95ZM99 110V111H98ZM108 110H110V114H111V116L108 114L109 113V111ZM122 110H123V107H122ZM133 110V111H132ZM140 110V111H139ZM151 110V111H150ZM158 110V109H157ZM195 110V111H194ZM198 110H201V111H198ZM230 110V111H229ZM243 110H244V112H243ZM5 111V112H4ZM36 111V112H35ZM43 111H45L46 113H44ZM78 111V112H77ZM108 111V112H107ZM166 111V112H165ZM168 111V112H167ZM180 111V112H179ZM194 111V112H193ZM207 111H209V109L207 110ZM233 111H235V112H233ZM239 111H241V112H239ZM258 111V112H257ZM37 112H39V114L37 113ZM75 112V113H74ZM105 112V113H104ZM122 112H126L125 114L127 115H124V113H122ZM145 112V113H144ZM160 112H161V114H160ZM192 112V113H191ZM200 113V114H196V115H198V117H199V115H200V118H198L196 115H194L195 113ZM204 113V115L205 116H203V115H201L202 113ZM230 112V113H229ZM237 112V113H236ZM246 112H248V111H246ZM260 112V113H259ZM24 113V114H23ZM33 113H35V114H33ZM57 113V114H56ZM88 113V114H87ZM96 113H98V115H99V117H98V115H96ZM120 113H122V114H120ZM132 113L134 114L133 116H132ZM137 113H139V114H137ZM142 113V114H141ZM164 113V114H163ZM239 113V114H238ZM43 114H44V117H42L43 116ZM47 114V115H46ZM49 114H51V115H49ZM54 114H56V115H54ZM104 114H105V116H104ZM137 114V115H136ZM141 114V115H140ZM183 114V115H182ZM191 114H193V115H191ZM230 114V115H229ZM259 114H261L260 116H262V119L260 118V116H259ZM9 117H7V116ZM35 115V116H34ZM36 115H38V116H36ZM59 115H61V116H59ZM82 115H83V119H78V118H82ZM119 115V116H118ZM170 117H169V116ZM178 115V116H177ZM180 115V116H179ZM242 115V117H240ZM14 116V117H13ZM19 116V117H18ZM26 118H25V117ZM30 116H34L35 118H37V119H35L34 118V120L32 119V117H30ZM41 116V117H40ZM51 116V117H50ZM87 116V117H86ZM107 116V117H106ZM121 116L123 117V118H121ZM131 116V117H130ZM160 116H158V117H160ZM195 116V119L194 120H192L193 119V117ZM206 116H208V117H206ZM21 117H22V119H21ZM39 117V118H38ZM56 117V118H55ZM103 117V118H102ZM105 117V118H104ZM163 117V116H162ZM161 117V118H162ZM190 117H192V119L190 120ZM196 117L198 118V119H200L201 120V123H203L204 124V126H203V124L202 125H200V123L198 124H196V122H200V120L199 121H196V120H198V119H196ZM204 117H206V118H204ZM213 117H214V115H213ZM7 118V119H6ZM30 118L32 119V123H31V121H30ZM62 118V119H61ZM115 118V119H114ZM116 118H119V119H116ZM165 118V117H164ZM163 118V119H164ZM202 118V119H201ZM21 119V120H20ZM27 119V120H26ZM41 119V120H40ZM72 119V120H71ZM104 119H106L107 121H105ZM121 119H123V120H121ZM131 119V120H130ZM161 120V119H159V122L160 123H158L157 125H156V127L154 126V127H151V128H147L146 129V131H145V129H143V130H140V131H138V132H136L135 134H133L134 136H131L132 138V140L130 139V143H131V141H133L132 143H134V142H137V141H139V139L141 140L143 137H142V135H148L146 138H148V137H150L154 142H156L158 139L157 138H159V137H162L163 135H161L162 133H164V134H166L167 133V126H165V125H163V124H166V123H168V122H166L167 120L166 119H164V120ZM180 119V118H179ZM212 119V120H213ZM22 120H26L25 122L24 121H22ZM37 120V121H36ZM43 120H45L46 121V123H41V122H43ZM102 120H104V121H102ZM185 120H187V121H185ZM205 120V121H204ZM262 120V121H261ZM34 121V122H33ZM36 121V122H35ZM63 121V122H62ZM70 121V122H69ZM72 121V122H71ZM79 121H81V122H79ZM83 121H85V122H83ZM131 121V122H130ZM193 121H195V123L193 122ZM207 121H209L208 123H207ZM67 122H69V123H67ZM161 122H166V123H161ZM185 122H187V125L185 124ZM217 123V124H214V123ZM34 123V124H33ZM36 123V124H35ZM66 123V124H65ZM73 123V124H72ZM190 123H193V124H190ZM205 123H207V124H205ZM43 124H45V125H43ZM57 124H59V125H57ZM62 124V125H61ZM83 124V125H82ZM101 124H103V125H101ZM107 124H109V126H111V127H109V126H107ZM111 124V125H110ZM13 125V126H12ZM31 125H33L32 127H31ZM57 125V126H56ZM61 125V126H60ZM73 125V126H72ZM81 125V126H80ZM116 125H119V126H117L116 128L117 129H115V126ZM122 125V126H121ZM193 125V126H192ZM196 125V126H195ZM211 125H214V126H211ZM215 125H219L218 126V130H223V131H218L217 129H216V127L217 126H215ZM24 126V127H23ZM45 126V127H44ZM72 126V127H71ZM88 126V127H87ZM106 126V127H105ZM159 126H161V127H159ZM162 126H165L166 128L163 130V131H161L162 130ZM189 127V129L188 128H186V127ZM202 126V127H201ZM208 126H210L209 128V130H207L208 129ZM57 127V128H56ZM61 127V128H60ZM65 127L66 128H68V129H65ZM92 127V128H91ZM192 127V128H191ZM194 127V128H193ZM203 127H205V128H203ZM213 127H215V129L216 130H214V128ZM30 128V129H29ZM32 128V129H31ZM70 128V129H69ZM87 128V129H86ZM89 128V129H88ZM106 128V129H105ZM110 129V131L109 132H107L106 133V130L108 131L109 129ZM159 128H161V130L159 129ZM197 128H198V130H197ZM203 128V129H202ZM261 130V132L259 131L258 132V130L259 129ZM39 129V130H38ZM56 129V130H55ZM72 129V130H71ZM93 129V130H92ZM184 129V130H183ZM192 129H194V130H192ZM201 129V130H200ZM34 130V131H33ZM50 130V131H49ZM86 130V131H85ZM181 130H183V131H181ZM214 130V131H213ZM230 130V131H229ZM19 131V132H18ZM49 131V132H48ZM60 131V132H59ZM62 131V132H61ZM188 131V132H187ZM194 131V132H193ZM212 131V132H211ZM216 131V132H215ZM229 131V132H228ZM255 131H257V134H256V132ZM10 132H12V133H10ZM22 132V133H21ZM63 132H65V133H63ZM69 132H71V133H69ZM102 134H101V133ZM105 132V133H104ZM117 132V131H116ZM207 132H209V133H207ZM215 132V133H214ZM222 133V134H225L224 136L223 135H220L219 133ZM17 133V134H16ZM32 133V134H31ZM37 135H36V134ZM43 133V134H42ZM52 134V136L50 137V135H47V134ZM63 133V134H62ZM76 133V134H75ZM91 133V134H90ZM108 133H109V135H110V133H111V138L109 137V135H108ZM118 133V132H117ZM144 133V134H143ZM182 133V134H181ZM206 133V135L208 136V135H212V136H214L215 138L213 139V140H211V139H209V137L211 138L212 136H209L208 138H207V136L206 135H204ZM218 133V134H217ZM253 133H254V135H255V137L253 136ZM16 134V135H15ZM53 134H55L56 136H54ZM65 134V135H64ZM72 135V136H70V135ZM79 134V135H78ZM85 134V135H84ZM87 134H90V135H92V136H90V135H87ZM154 134H156L155 135V137H154ZM179 134V135H178ZM197 134V135H196ZM200 134H203V136L202 135H200ZM215 134L216 135H218V136H215ZM261 134V135H260ZM32 135V136H31ZM60 136V137H58V136ZM76 135V136H75ZM95 135V136H94ZM141 135V136H140ZM251 135V136H250ZM258 135V136H257ZM260 135V136H259ZM49 136V137H48ZM63 136H65V137H63ZM80 138H79V137ZM105 136H106V138H105ZM152 136V137H151ZM193 136V137H192ZM199 136H201V137H199ZM250 136V137H249ZM55 137V139H57V141H59L60 143H58V144H56L57 143V141L55 140V139H53ZM68 137V138H67ZM93 138V139H91V138ZM188 137V138H187ZM191 137V138H190ZM196 137V138H195ZM227 137H229V139L227 138ZM233 137V138H232ZM257 137L259 138V139H257ZM31 138L33 139V140H31ZM37 138H38V140H37ZM62 138V139H61ZM66 140H64V139ZM72 138V139H71ZM88 138H89V140H88ZM137 138V139H136ZM149 138V140L150 141H148L149 142V144H151V142H152V140ZM185 138V139H184ZM206 138H207V140H208V142L206 143V145H205V147H201L202 145H201V142H203L204 143V141L206 140ZM225 138V139H224ZM230 138H232L231 140H230ZM235 138V139H234ZM247 138V139H246ZM248 138H250V141L252 142H250L249 141V139ZM49 139V140H48ZM51 139H53V142L51 141ZM154 139H157V140H154ZM195 139V140H194ZM220 139H224V141H222V140H220ZM229 140V141H227V140ZM261 139V140H260ZM73 142H72V141ZM235 140V141H234ZM237 140V141H236ZM246 140V142H244V141ZM254 140V141H253ZM25 141V142H24ZM70 141V142H69ZM180 141H182V143L180 142ZM210 141H212V142H210ZM216 142V143H214V142ZM225 141H227L226 143H224L225 145H227L228 146V148H226L225 149V147L222 145V143L223 142H225ZM231 141V142H230ZM232 141H234V143L232 142ZM241 143L242 142V144H240L239 142ZM247 141L249 142V144H247ZM257 141H258V143H257ZM32 142V143H31ZM62 142V143H61ZM66 142H68V143H66ZM79 142H81V143H79ZM90 142H92V143H90ZM218 142V143H217ZM228 142H230V143H228ZM27 143V144H26ZM46 143H48L47 145H48V148H47V145H46ZM51 143H55L56 145H53V146H51ZM78 143V144H77ZM89 143V144H88ZM96 145H95V144ZM98 143H100V144H98ZM177 143H178V145H177ZM208 143H209V145H208ZM238 143V144H237ZM61 144V145H60ZM67 144V145H66ZM85 144H87V145H85ZM91 144H93V145H91ZM155 143H152L151 145H154ZM181 144V145H180ZM183 144V145H182ZM68 145H71V146H68ZM95 145V146H94ZM239 145V146H238ZM54 146H56V147H54ZM65 146V147H64ZM66 146H68V147H66ZM72 146H74V147H72ZM80 146V147H79ZM94 146V147H93ZM170 146V147H169ZM171 146H175V147H177L178 146V148H173V147H171ZM183 146V147H182ZM207 146V147H206ZM214 147L213 149V151L212 152H214V153H212V154H209L210 153V151L209 150H212V148H210V147ZM220 146H222L221 148H220ZM234 146H238V147H234ZM240 146H242V147H240ZM257 146H258V148H257ZM261 146V147H260ZM55 148V151H56V149H58L57 150V152H54V148ZM69 147H72V148H69ZM78 147V148H77ZM182 147V148H181ZM209 147V148H208ZM234 149V151H233V149ZM45 148H47V149H45ZM53 149V150H48V149ZM65 148V149H64ZM74 148V149H73ZM82 148V149H81ZM96 148V149H95ZM169 148H173L172 150H175V149H178L177 151H172L171 149H170V151H169ZM188 148V149H187ZM215 148H217V149H215ZM231 148V149H230ZM247 148H248V150H250V151H248L247 150ZM250 148H253V149H250ZM70 149V150H69ZM115 149V150H114ZM181 149H184V150H187V151H184V152H180V151H182ZM209 149V150H208ZM225 151H224V150ZM260 150V151H258V150ZM64 150H66L65 151V153H63V156H65L64 158H66L67 160H69V161H67V162H73V160H74V163L77 165H73V163H67V164H70V165H68V166H71L72 168H68L67 169V167H64V166H59V165H55V164H52L51 165V163H54V162H51L50 161V156H52V155H54V154H52L53 152L54 153H56V155H54V156H56V157H58L57 155H62V154H58V153H62ZM68 150V151H67ZM74 150V151H73ZM78 150V152H75V151H77ZM82 150V151H81ZM86 150L88 151V152H86ZM93 150V151H92ZM196 150V151H195ZM203 150H207L208 152L206 153L205 151V153L203 152ZM216 150H218L219 151V154L218 153H216L217 151ZM221 150H223V151H221ZM227 150H229L228 152H227ZM230 150H232L231 152H230ZM235 150H237L238 152H236ZM245 150V151H244ZM50 151H53V152H50ZM192 151V152H191ZM253 151V152H252ZM18 152V153H17ZM20 152V153H19ZM25 152V153H24ZM47 152H50V153H48L47 154ZM73 152H75V153H73ZM82 152V153H84V154H81V155H76L77 153L78 154H80V153ZM185 152H187L186 154H185ZM233 152H235V153H233ZM244 152H246V153H244ZM254 152H257V153H254ZM258 152H260V153H258ZM70 153H73L72 155L70 154ZM111 153H112V155H111ZM194 154V157H191L190 158V160L188 159L189 158V156H193V154ZM228 153V154H227ZM232 155H231V154ZM244 153V154H243ZM65 154V155H64ZM115 154V155H114ZM216 154V155H215ZM235 154V155H234ZM237 154V155H236ZM248 154V155H247ZM20 155H22L21 156V158L19 157ZM32 157H31V156ZM49 155V156H48ZM110 155V156H109ZM187 155V156H186ZM201 155V156H200ZM241 155H245V157H247V156H249L248 158H245L246 160H244V157L243 156H241ZM252 155V156H251ZM30 156V157H29ZM63 156H61V157H63ZM67 156H68V158H67ZM114 156V157H113ZM166 156H168V157H166ZM169 156H170V160H174V159H176L175 161H170L169 160ZM175 156V157H174ZM177 156V157H176ZM216 156H221V157H219V158H216ZM228 156V157H227ZM239 156H241V157H239ZM263 156V157H262ZM75 157V158H74ZM84 157H86L87 159H84ZM91 157V158H90ZM202 157H203V160H201L202 159ZM210 157H212V158H210ZM216 159H215V158ZM74 158V159H73ZM98 158V159H97ZM101 158V159H100ZM179 158V159H178ZM181 158H184V159H181ZM193 158V159H192ZM197 158H199V160L197 159ZM207 158H210V159H208L207 160ZM228 158V159H227ZM18 159H21V161L20 160H18ZM82 159V160H81ZM93 159H94V161H93ZM105 159V160H104ZM107 159V160H106ZM178 159V160H177ZM188 159V161H186ZM197 159V160H196ZM260 158H258V160H261ZM47 160V161H46ZM75 160L77 161V162H75ZM79 160V161H78ZM81 160V161H80ZM85 160V161H84ZM224 160V161H223ZM235 160V161H234ZM245 161V162H243V161ZM49 161H50V163H49ZM98 161V162H97ZM44 162V163H43ZM79 162V163H78ZM82 164H81V163ZM87 162H89V163H87ZM166 162H172V164H169V163H166ZM47 163V164H46ZM51 165V166H49V164ZM95 163V164H94ZM166 164V165H168L167 167H165L166 165H164V164ZM174 163H178L177 165H179V166H177L176 164H174ZM184 163H186V164H184ZM191 163V162H190ZM262 163H264V162H262ZM80 164H81V166H80ZM84 164V165H83ZM87 164V167H85V165ZM98 164V165H97ZM174 164V165H173ZM230 164V165H229ZM44 165V166H43ZM79 165V166H78ZM101 165V166H100ZM170 165H172L171 166V168L169 167ZM189 165V166H188ZM228 165V166H227ZM48 166V167H47ZM94 166V167H93ZM100 166V167H99ZM105 168H104V167ZM108 166V167H107ZM230 166V167H229ZM45 167V168H44ZM47 167V168H46ZM61 167V168H60ZM83 167H85V169L83 168ZM116 167H118V169H122L123 170V172H125L126 170V172H132L131 174L129 173H119V172H122V170H118L117 171V169H116ZM161 167H163V168H161ZM169 167V168H168ZM174 167H176V168H174ZM55 168V169H54ZM80 168V169H79ZM103 168V169H102ZM128 168V169H127ZM160 168V169H159ZM165 168V169H164ZM236 168V169H235ZM65 169V170H64ZM91 169H94V170H96V171H94L95 172V174H94V172L93 171H91ZM157 169V170H156ZM70 171V170H72L73 172H66V171ZM78 170L80 171L81 170V172H80V174H82V175H80L79 176V172H78ZM162 170V171H161ZM52 171V172H51ZM82 171H83V173H84V175H83V173H82ZM161 171V172H160ZM66 172V173H65ZM134 172V173H133ZM255 172H257V174H258V171L257 170H252V173H255ZM69 173H70V175H69ZM73 173V174H72ZM92 174V175H89V174ZM107 175H106V174ZM109 173V174H108ZM112 173H114V174H112ZM121 174V175H120ZM262 174L264 175V171L262 172ZM58 175V176H57ZM72 175H74L73 177H72ZM75 175L77 176V179L79 178V177H82V178H84V182L89 186V188H93V189H91V190H89V192H91V193H88V191L86 190L85 192H87V203L89 202H91L90 204L91 205H93V206H89V207H87V206H83V207H81L83 204V202H81L80 203V201H81V199L80 198H78V197H75V189H76V184L75 183H77V181H75L76 180V178H75ZM115 175V177H113ZM123 175V176H122ZM166 175V174H165ZM173 175V176H172ZM67 176V177H66ZM87 176H89V177H91V178H89V177H87ZM94 176H96V177H94ZM118 176L119 177H121L122 179H121V181H120V179L118 178ZM128 177V178H132L131 180H129L128 178H126V177ZM35 177V178H34ZM87 177V179H85ZM112 177L114 178V180H117V181H119L120 183H118L117 181H113V179H112ZM73 178H75L74 180H73ZM95 178H97V179H95ZM116 178V179H115ZM172 178H170V179H172ZM89 179V180H88ZM90 179H91V181H90ZM97 181H95V180ZM98 179H101V180H98ZM262 180H264V178H262ZM13 181V182H12ZM51 181V182H50ZM65 181V182H64ZM75 181V183H73ZM89 181V183H87ZM93 181H95L96 183H92ZM101 182V183H99L98 184V182ZM57 182H58V184H57ZM64 182V183H63ZM104 182V183H103ZM113 182V183H112ZM51 183V184H50ZM53 183V184H52ZM127 184L126 186L125 185H123V184ZM263 184H264V182H262ZM13 184V185H12ZM91 184H93V185H91ZM112 184V185H111ZM116 184V185H115ZM119 187H118V186ZM40 186V187H39ZM69 186V187H68ZM91 186V187H90ZM93 186V187H92ZM98 186V187H97ZM100 186V187H99ZM124 186V187H123ZM72 187H74V188H72ZM115 187H118V188H115ZM97 188H100V192H99V189L97 190L99 193H97V191H96V189ZM110 188H112V189H110ZM22 189V190H21ZM113 189H117V191L116 190H113ZM249 189H253V188H249ZM72 190H74V192L72 191ZM94 190H95V192H94ZM113 190V191H112ZM255 191H257L256 193H257V195H258V191H259V189L256 187V188H254L253 190H250V197H252V199L251 198H249L248 196H246V200H247V202H250L251 204H253V205H255L254 207H256L257 206V204L255 203H252L253 201H255V200H257V195L255 194V195H253L254 194V192ZM58 192V193H57ZM72 192V193H71ZM114 194H113V193ZM118 192V193H117ZM101 193V194H100ZM229 194H232V192L231 191H229L228 192ZM100 194V195H99ZM103 194V195H102ZM115 194H117V195H115ZM74 195V196H73ZM140 195H143L142 196V198L141 197H139ZM251 195H253V196H251ZM64 196V197H63ZM146 196V195H145ZM9 197V198H8ZM37 197V198H36ZM51 197V198H50ZM61 197V198H60ZM72 197H74V198H72ZM35 198V199H34ZM47 198V199H46ZM76 198V199H75ZM100 198H102V199H100ZM104 198H105V200H104ZM118 198V199H117ZM120 198V199H119ZM65 199V200H64ZM77 199H78V201H77ZM88 199H90V200H88ZM162 199V200H161ZM168 199V200H167ZM102 202H100V201ZM158 200H160V201H158ZM233 200V199H232ZM231 200V201H232ZM63 201V202H62ZM93 201H95V202H93ZM98 201V202H97ZM104 201H105V203L106 204H109V205H114L116 208H117V210H118V214H117V217H115V221L117 222L116 223V225L115 226H111V225H113V224H111V223H108L109 221H106V222H104V220H108V219H104V215H103V213L101 212V213H99L100 212V210H97L98 208H100V206H102V205H104ZM141 201V203H139ZM252 201V202H251ZM168 202V203H167ZM246 202V204L247 205H249V203H247ZM256 202V201H255ZM58 203V204H57ZM62 203V204H61ZM77 203V204H76ZM82 204L81 206L79 205V204ZM97 203V204H96ZM158 203H160V204H158ZM60 204V205H59ZM64 204V205H63ZM95 204V205H94ZM99 204H100V206H99ZM154 204V205H153ZM166 204V206H164V205ZM87 205H89V204H87ZM246 205V206H247ZM60 206H62L61 208H60ZM81 208H83L84 209V207L86 208V210L84 211V212H86L85 213V215L86 216H83V214H84V212H81V211H83V209H81ZM96 206H99L98 208L96 207ZM143 206H145L144 208H147V209H144V208H142ZM152 206V207H151ZM154 206V207H153ZM250 206H252V205H250ZM28 207V208H27ZM91 207V208H90ZM141 208L140 210L138 209V208ZM248 207V206H247ZM253 207V206H252ZM247 208L248 210H252V211H250V213H252V214H254V212L256 213V208ZM27 208V209H26ZM67 208V209H66ZM93 208V209H92ZM96 208V209H95ZM165 208H167V209H165ZM62 209V210H61ZM76 209V210H75ZM81 209V211H79ZM126 209V210H125ZM144 211H143V210ZM5 210V211H4ZM40 212V215H38L39 214V212ZM64 210V211H63ZM87 210H94V211H91V213H87ZM96 210L98 211V212H96ZM31 211H32V213H31ZM66 211V212H65ZM69 211H71V213L69 212ZM77 211V212H76ZM17 212V213H16ZM61 212V213H60ZM94 212V213H93ZM75 213H77V214H75ZM83 213V214H82ZM98 213V214H97ZM126 213H129L130 215H128V214H126ZM150 213V214H151ZM157 213V214H156ZM34 214V215H33ZM89 214L90 215H92V214H94V215H92L91 217L89 216ZM96 214V215H95ZM3 215H6V216H3ZM39 216V218L36 220V218ZM103 215V216H102ZM144 215V216H143ZM7 216V217H8ZM29 218H28V217ZM36 216V217H35ZM42 216H45L46 218L45 219H43L42 218ZM63 216H65V218L63 217ZM77 216H79V219H78V217ZM56 217H58L59 219L57 220V221H59L60 223H62V224H55V219H57ZM70 219H69V218ZM84 217H86V218H84ZM92 218L91 220L92 221H90V218ZM119 217H120V219H119ZM263 217V216H262ZM261 217V218H262ZM42 218V219H41ZM73 218V219H72ZM82 218V219H81ZM264 218V217H263ZM63 220L62 222H61V220ZM76 219H77V222L76 223H73V222H75L76 221ZM117 219L118 220H121V221H117ZM156 219H159L158 221H159V224H158V228L157 229H161V231L160 232H163L164 231V233L165 232H168V235H166V238H165V241H162V239H159L158 238V236H157V234L155 235L156 236V238L155 237H152V238H154V239H147V240H145L146 242L143 244V242H144V240H142L140 243V247H142V250L144 249H148L150 246H152V245H147V244H153L154 243V245L155 244H157V243H164V244H166V246H165V248H167L166 249V251H169L170 252V254L172 253L174 256H172V254H171V256H172V258L174 259L173 260V262L172 263H168V264H175L174 263V261H176V262H180V261H182V262H185L184 264H191V262H188V258L187 257H185L186 255L185 254H182V255H184V257L186 258V259H188V260H185V259H182L183 257H182V255H181V257H180V253H182L183 251L182 250H180L179 251V248H177V247H174L173 245H172V239H173V242H174V238H169L168 236H171V234L174 232L173 231V229H170V228H172L171 227V225H168L167 224V222L165 221V220H163V218H156ZM162 219V220H161ZM67 220V221H66ZM85 222H84V221ZM98 220V221H97ZM103 220V221H102ZM87 221V222H86ZM89 221V222H88ZM101 221V222H100ZM161 221V222H160ZM168 221V220H167ZM261 221H264V219L263 220H261ZM12 222V223H11ZM38 222H40V224H37ZM43 224H42V223ZM50 222V225H48V223ZM67 222H68V224H67ZM118 222H120V223H118ZM165 222V223H164ZM56 223H58V222H56ZM99 223V224H98ZM107 224V226H105L106 224ZM160 223H164L165 224V227H164V224H160ZM168 223L170 224V222L168 221ZM10 224V225H9ZM33 225L32 227L30 226V225ZM36 224V225H35ZM48 226H50V227H47V225ZM64 224H67V225H64ZM74 224V225H73ZM87 224V225H86ZM108 224H111L110 225V227L108 226ZM118 224H120V226L118 225ZM44 225L46 226V227H44ZM62 225H64V226H62ZM79 225V226H78ZM159 225L161 226L162 225V227L161 228H159ZM4 226H5V228H4ZM57 226V228H55ZM59 226H61V227H59ZM74 226H77L76 228H78V229H80V230H78L77 229V231H73V230H76L75 229V227ZM84 226H87L86 227V229L84 228ZM126 227L127 226V228H124V230L122 231V230H120V228H122L123 229V227ZM27 227V228H26ZM36 227H37V229H39L40 230V228L42 229V231L44 232V235H43V233H41V235H42V237L44 236V237H46L45 238V241H47V242H45L44 241V239L42 238V240H40V242L38 241H35L34 240V236H33V232H31L30 233V231H33V229H36ZM39 227V228H38ZM52 227H54L53 229H52ZM62 229V230H58V234L56 233V231H55V229ZM64 227V228H63ZM94 226H91V229L93 228ZM131 227H133V228H131ZM164 227V228H163ZM33 228V229H32ZM48 228H50V229H52V232H51V230L49 231L48 230ZM71 228H74V229H71ZM99 228V229H100ZM113 228H115L114 230H110V229H113ZM117 228V229H116ZM128 228H130V230L129 231H126L125 232V230H128ZM162 228L164 229V230H162ZM27 229H28V231H27ZM70 229V231H73V233H71L70 231H68ZM84 229H85V231H86V233H85V231H84ZM119 229V230H118ZM168 229H170V230H168ZM4 231V234L2 233L3 231ZM110 230V231H109ZM116 230H118V231H116ZM167 230V231H166ZM264 230V229H263ZM263 230H262V233H264L263 232ZM42 231H40V232H42ZM55 231V234H53V232ZM66 231V232H65ZM80 231H82V233L80 232ZM120 231H122V232H120ZM135 231V230H134ZM50 232V233H49ZM68 232H70V233H68ZM75 232H78L79 233V235L77 234H75ZM99 232H101V231H99ZM208 232H210L211 234H210V238H212V237H214V238H216L217 236H216V234H215V231L214 232H212L211 230H208ZM1 233H2V235H1ZM7 233V234H6ZM30 233V234H29ZM60 233H62V234H60ZM66 233H67V236H69V235H72L73 234V236L75 237H78V236H80V237H82V238H76L75 237V239L74 240H72V236H70V237H66L65 235H66ZM81 233V234H80ZM87 233H90V234H88V235H91V236H88L87 235ZM65 234V235H64ZM108 234V233H107ZM110 234H108V235H110ZM115 233L114 234H112V235H116ZM170 234V235H169ZM30 235H31V237H30ZM52 235H54V237H52ZM58 235V236H57ZM62 235H64V237L62 236ZM112 235H110V236H112ZM116 235V238H118V236ZM130 235H131V237H130ZM159 235V234H158ZM263 236H264V234H262ZM62 236V237H61ZM83 236H84V239H83ZM86 236V237H85ZM17 239H16V238ZM57 237V238H56ZM61 238H65L64 240L63 239H61ZM87 238V239H86ZM262 237L261 236H259L258 237V239H261ZM2 239H4L5 240V237L3 238L2 237ZM16 239V240H15ZM33 239V240H32ZM67 239V240H66ZM68 239H69V241H68ZM78 239V240H77ZM80 239H83V240H80ZM120 239H122V240H124V241H121ZM118 241L120 242H118L119 243V245H121V247H117L118 248V250H119V252L117 253V254H115V255H117L116 257L114 256V254H113V261H112V259H110V257L112 256V255H110L109 253V251H105L106 253H103V252H101L102 254H105L106 255V257H105V255H101L100 254V252H95V251H98V250H95V251H93V249H91V251H89V255H92V253H94V256H90L91 258L92 257H95V258H98V256L99 255H101V256H103V257H105L104 259L106 260V262H108L109 264H145L144 262L146 261V262H150L151 264H157L156 263V261H157V258H158V254L156 255V254H153V253H148V255L147 254H145V255H143V256H141L140 255V251H137V250H139V248H135L136 246L134 245V243H133V240H132V243L131 244H133V246L131 245V244H126L127 245V247H125V239H123V238H120ZM156 239V240H155ZM169 239H171V240H169ZM12 240V241H11ZM129 240H127L126 242L127 243H129ZM153 240H155L154 242H150V241H153ZM164 240V239H163ZM71 241H75V242H71ZM79 241V242H78ZM80 241H82V242H80ZM84 241V242H83ZM89 241V244L87 243ZM92 241V242H93ZM171 241V242H170ZM12 242H14V243H12ZM18 243V245H17V243ZM68 242H71V243H73L72 245H70V243H68ZM148 242V243H147ZM170 242V243H169ZM33 243V244H32ZM38 243H40V244H38ZM51 243V244H50ZM66 243H68V244H66ZM75 243V244H74ZM80 243V244H79ZM93 243H95V242H93ZM200 243V244H199ZM7 244V245H6ZM37 244V245H36ZM53 244V245H52ZM85 244H87L88 246H86ZM167 244H169V245H167ZM197 244H199L200 246L201 245H205V243L204 242H201V241H198L197 242ZM21 245V246H20ZM48 245V244H47ZM51 245V246H50ZM79 245H81V246H79ZM119 245H117V246H119ZM129 245H130V247H129ZM16 246H17V248H16ZM38 246V247H37ZM73 246H75V247H73ZM20 247V250H18V248ZM27 247V248H26ZM52 247V248H51ZM77 247V248H76ZM81 247V249H79ZM171 247H173V248H171ZM263 247H264V245H263ZM5 249V251H3L4 249ZM16 248V249H15ZM29 248V249H28ZM32 248V249H31ZM36 248V249H35ZM94 248V249H95ZM122 248V249H121ZM127 248V249H126ZM131 248H134V251H131ZM176 248L178 249L176 252H174L175 250H176ZM83 249V250H82ZM86 249V250H87ZM88 249V250H89ZM136 249V250H135ZM169 249V250H168ZM174 249V250H173ZM78 250V251H77ZM82 250V251H81ZM133 250V249H132ZM28 251V252H27ZM34 253H33V252ZM39 251V250H38ZM100 251V250H99ZM121 251V252H120ZM130 251H131V253H130ZM178 251H179V253H178ZM4 252H5V255H4ZM14 252V253H13ZM73 252H75V253H73ZM84 252V253H83ZM92 252V253H91ZM126 252H129L130 254H132L133 255V257H131L130 256V254L129 255H127V253ZM135 252H136V254H135ZM139 252V253H138ZM256 252V251H255ZM38 253H40V252H38ZM72 253V254H71ZM99 253V254H98ZM121 253V254H120ZM184 253V252H183ZM22 254L24 255V256H22ZM34 254H36L37 256H40V257H37L36 255H34ZM59 255V256H57V255ZM138 254V255H137ZM256 255V258H257V255L258 254H261V251H259V253H258V251H257V253H255ZM20 255V256H19ZM96 255V256H95ZM126 256V257H123V256ZM134 255H136V256H134ZM140 255V256H139ZM175 255H177V260L174 258V257H176ZM18 256V257H17ZM26 256V257H25ZM101 256H99V257H101ZM145 256V257H144ZM148 256V257H147ZM259 256V255H258ZM5 257H6V259H5ZM20 257H22V258H20ZM60 257H61V259H60ZM80 259H79V258ZM117 257L119 258V259H117ZM137 257H139V258H137ZM141 257H143L144 259H147V260H144V259H141ZM147 257V258H146ZM24 258H26V259H24ZM53 258H54V260H53ZM76 258V260H74ZM149 258V259H148ZM181 258V259H180ZM4 259L6 260V262H3L4 261ZM22 259H24V260H22ZM40 259V260H39ZM99 259V258H98ZM137 259V260H136ZM95 260V259H94ZM97 260V259H96ZM114 260L116 261H119V263L118 262H115L114 263ZM140 260V261H139ZM144 260V261H143ZM30 261H33V262H30ZM51 261V258H49V262ZM62 263H61V262ZM191 261V260H190ZM19 262V264H24L25 262H23V263H20ZM29 262V263H28ZM25 263V264H26ZM54 263H51V264H54ZM193 263V262H192ZM33 264H36V263H33ZM262 264H264V263H262Z\"/></svg>",
	"mask_w": 264,
	"mask_h": 264
},
{
	"label": "bare ground",
	"instance_id": "bare-ground-1",
	"mask_svg": "<svg viewBox=\"0 0 264 264\" xmlns=\"http://www.w3.org/2000/svg\"><path fill=\"white\" fill-rule=\"evenodd\" d=\"M15 1V0H14ZM39 1H42V0H39ZM44 1V0H43ZM43 1L42 2H40L41 3V5L42 4H44L45 5V3L48 5H46L45 7H51V8H49V9H51V10H53V8H54V10L53 11H55V10H58L57 8H61L62 9V7H63V9H68V8H65L66 7V4L65 3H62L61 2V7H58V6H60V5H58V1L56 2L55 0H45L44 2L45 3H43ZM47 1V2H46ZM62 1H64V0H62ZM67 1H69V0H67ZM72 2H73V0H71ZM96 1V0H95ZM105 1H107L108 2V0H105ZM105 1H104V3H103V5L102 6H100L101 4H99L97 7H96V5H97V2H96V5H95V3H94V1H92V0H78V2L75 0V3L78 5H76L75 7H73V8H75V11H76V7L78 8L77 10L78 11H76V13H77V15L78 16H80V18L84 15V13L86 14V11L89 9V8H91V4H92V2L94 3L93 4V6H95L96 8H98V7H101V8H103V6H104V4H105ZM112 2H113V0H111ZM111 1H109L110 3H111ZM115 1V0H114ZM121 1H123V0H121ZM152 1V0H151ZM150 0L149 1H147L146 3H150L151 2ZM158 3H159V1L160 0H156ZM156 1H154V2H156ZM175 1V0H174ZM207 3H210V5L209 4H207V5H209L210 6V9H212V7L211 6H213V10H214V13H211V14H208L207 12H206V14H208L207 16H201L200 14H198V15H200V16H198L200 19H196V20H192V21H184V22H187V23H183L182 21H181V19L180 18H184L183 16L182 17H179L180 15H182V14H180V13H183L184 15L186 14V13H184V12H182L180 9V12H179V14H176V13H174V10L173 11H170V10H172V9H167L168 10V12L169 13H167V15L171 18H169L168 20L169 21H167V22H163V21H161L160 20V17L159 18H153V17H155V16H153V17H151L152 19L150 20V18H149V28L150 29H148L149 31H151V32H149L150 34L148 35V34H143V32H140L141 30H123L124 32H119L120 34H117L116 32H114V33H116V34H114L113 32L112 33H109V31H107V34L105 33L106 31H104L103 33H102V31H101V33H100V31H99V34L101 35L100 37H98L97 39H99V41H101L100 42V47H103V48H99V46H98V48H94V46H91V45H88V44H82V46H77V47H75L76 45H73L72 44V46H74V48L72 47V46H70V47H72V49L75 51L76 49L75 48H78V51H79V53H80V56H81V61L80 62H82V64L84 65V67H86V69H89V68H93V70H94V73H92L91 72V74H94V75H92V81H93V87L92 88H97V89H99L98 91H101L102 93H100V94H102V95H104V99L105 100H107V101H109L110 99H111V97H114V94H111L110 96H109V94L112 92L113 93V91L115 92V93H117V95L119 94V92L121 91L120 90V87L122 88V98H120V95H118L119 96V99H120V102H119V100H115L116 102H118L119 103V106H118V111H124L125 109L124 108H128V106L127 107H124L123 105L125 104L124 102H125V100L128 98V100H130L131 99V97H129V95H133V97H135V98H137V96L139 97V98H137V99H139V100H143L142 102H144V100L145 99H143L144 97V95H145V93H146V91H148V90H150V89H152V88H155L156 87V84H158L157 83V80H158V78H159V76H160V74L162 73V71L164 70V69H159V68H162V66H160V67H158V68H156V66L157 65H154V63H155V60L157 59L158 61L159 60H161V62H157V63H165V62H162V61H167V62H169V63H172V62H174V61H172V60H165V58H169L170 56H168L167 57V55H173V56H176L177 54H178V50L179 49H177L178 48V46H181V45H174L173 47H175V46H177V48L176 49H168V50H164V52H168L169 50H172L170 53H165V54H163L162 52H160L158 49H159V47L161 46V47H163V44L167 41L166 40V38H165V40L166 41H164V43L163 44H161L162 42V40H164V39H162L161 40V38H164L163 36L161 37L160 35H166V34H164L163 32H165L164 30H161L162 28H164V29H166L168 32L171 30H174V32H179L180 34H183V35H186V36H190V38L191 39H189L190 41H192V42H195L194 44H192V43H189L190 44V49H193V50H198V48H201V45L203 46V45H205V42H207V43H209V45L211 46V47H213V51H215L216 53H218V55H220L221 57H222V59L224 60V62L225 63H227L226 61H228L230 58V56L229 55H231L230 53H232L231 52V48H230V46H229V48H227V44L226 43H230L229 45H231V47H233L235 50H236V57H234V56H232V57H234L233 59H235L237 62H243L242 64H244V63H246V62H248L249 60H251L256 54V52L254 53V51L252 52L251 51V49H250V47H252V46H250V45H253V43H255L256 41L255 40H257L256 38L259 36L258 34H259V29L260 28H258V26L260 25V24H263L264 25V4H262V6H260V4L261 3H263V2H261V0H260V2H257V3H259L258 5H256V6H254V7H256V11H258V6H260L259 8V10H261V13L263 12V16H261V15H257V14H254V13H249V12H247V13H245L244 14V9L246 8V9H248V8H250V6H251V3H250V5H248V1L249 0H246V4H244V5H246V6H248V8L247 7H243L244 5H241V6H239V7H243V8H241V9H239L240 11H238V9L236 10V9H232L231 11H230V9H227V5H230V4H227V5H224V7H222V5L223 4H226L225 3V1H230V0H224V3H221L219 0H205ZM208 1H210V2H208ZM235 1H237V0H235ZM235 1H233V2H235ZM239 1V0H238ZM66 2V1H65ZM103 2V1H102ZM118 2V1H117ZM139 2V1H138ZM143 2V1H142ZM154 2H152V3H154ZM167 2H169L168 0H167ZM183 1H181V2H177L176 1V4L177 3H182ZM187 1H185V3H186ZM206 2H203L204 4L206 3ZM231 2V1H230ZM243 2V1H242ZM242 2H240V3H242ZM10 3V2H9ZM14 3V2H13ZM29 3V2H28ZM39 2H37V4H38ZM59 3H60V1H59ZM68 4V6L70 5L69 4V2H67ZM110 3H108V4H110ZM114 3V2H113ZM113 3H111V4H113ZM122 3H125L124 1L122 2ZM131 3V2H130ZM134 3V2H133ZM151 3V4H152ZM158 3H156V5L158 4ZM211 3H212V5H211ZM238 3V2H237ZM256 3V4H257ZM5 4V3H4ZM3 4V5H4ZM19 4H21V3H19ZM36 4V6H39L40 4H38L37 5ZM63 4V5H62ZM64 4H65V7H64ZM107 4V3H106ZM129 4V3H128ZM132 4V3H131ZM137 4H139V3H137ZM137 4H135V6L137 7L138 5ZM151 4H147V5H149V6H154L153 4L151 5ZM160 4H162V3H160ZM163 4H165L164 2H163ZM175 4V3H174ZM183 4V3H182ZM189 5L188 6H190V3H188ZM198 4H201L202 5V7H205V6H203V4H202V2H198L197 3V5ZM233 4H235V3H233ZM12 5H14V6H16V5H18L17 3L16 4H12ZM26 5V4H25ZM56 5H58L57 7H56V9H55V7H53V6H56ZM72 5L74 6V4L72 3ZM114 5H116L115 3H114ZM113 5V6H114ZM123 5V4H122ZM121 5V6H122ZM140 5V4H139ZM143 6H141V7H146V9H147V6H144V4H142ZM166 5V4H165ZM169 5H170V3H169ZM179 5H181V4H179ZM206 5V9H203L202 11L201 10H199L198 8H197V11H199V12H203V11H205V10H207V6ZM238 5V4H237ZM240 5V4H239ZM9 5H7V7H8ZM24 6V5H23ZM33 7V5H30V7ZM35 6V7H36ZM43 6V5H42ZM67 6V7H68ZM110 6H112V5H110ZM108 7V9L109 8H114V7ZM117 6V5H116ZM119 7H120V5H118ZM126 6V5H125ZM124 6V7H125ZM128 6H130V5H128ZM128 6H126V7H128ZM134 6V5H133ZM168 6V5H167ZM166 6V7H167ZM31 7V8H32ZM70 7V6H69ZM126 7L123 9V8H121V10L123 9V11L126 9ZM136 7H134L135 9H136ZM139 7V6H138ZM159 7H160V5H157V8H156V10H158L159 9ZM163 7V6H162ZM171 7V6H170ZM169 7V8H170ZM174 7V6H173ZM201 7V6H200ZM222 7V8H221ZM120 8L119 9H116V10H118L117 11V14H115V15H117L116 17L117 18H119V17H122L123 16V14L121 13V15H118V12H119V10H120ZM133 8V9H134ZM152 9V7H148V10H151ZM153 8H155V7H153ZM172 8V7H171ZM224 8V10H222ZM229 8H231V5L229 6ZM233 8H234V5H233ZM235 8H238V7H235ZM20 9H23V10H25L23 7L22 8H20V6H19V9H16V10H18V19H20L21 20V22L20 23H22V24H19L18 26H21L23 29L22 30H24L23 32L25 33H29L30 35L31 34H33V33H35V31H40V30H35V28L38 26V24L39 23H37L36 21H40V19L38 20V18L36 19V20H34V18H33V21L34 22H36L37 24H36V27L34 28V30L35 31H33L32 30V26L33 25H31V22L29 21V19L27 18V14H29V15H31L32 13L34 14V12H37V10H36V8L35 9H33L34 10V12L32 11L31 12V14L27 11V13L25 14L23 11H20ZM38 9H41V7L39 6V8ZM72 8H70V9H68L67 11L69 12V10L70 11H73V9L71 10ZM128 9V8H127ZM139 10H141L140 9V7L138 8ZM174 9H175V7H174ZM225 9H227V10H229V12H225L226 10ZM243 9V10H242ZM92 10H94V7L91 9V11ZM96 10V9H95ZM99 10H100V8H99ZM98 9L96 10V11H99ZM106 10V9H105ZM104 10V11H105ZM115 10V11H116ZM162 10H164L163 8H162ZM162 10H160V11H158V12H161ZM167 10H165L166 12H167ZM222 10V11H221ZM61 12H62V10H60ZM88 11H90V10H88ZM102 11V10H101ZM107 11V10H106ZM110 11V10H109ZM126 11H128V10H126ZM154 10H152V12H153ZM176 11V10H175ZM212 11V10H211ZM17 12V11H16ZM38 12H40V11H38ZM41 12H44V10H41ZM50 12V11H49ZM65 12V11H64ZM67 12V13H68ZM100 12V11H99ZM111 12H112V10H111ZM137 12H140V11H138L137 10ZM136 12V13H137ZM141 12H143V10H141ZM145 13V15L147 16L149 13H147L146 14V11H144ZM155 12V11H154ZM153 12V14H155ZM7 13V12H6ZM11 13V12H10ZM52 13V12H51ZM63 13V12H62ZM61 13V14H62ZM73 12H71L70 14H72ZM75 13V12H74ZM91 13V12H90ZM95 13V12H94ZM94 13H91L90 15H93V16H95V15H97V13L98 12H96V14L94 15ZM113 13V12H112ZM111 13V14H112ZM128 14L129 12H124V14ZM240 13H243V15H238V14H240ZM258 13H260V12H258ZM8 15H10L9 13H7ZM17 14V13H16ZM47 14V13H46ZM58 14H60V13H58ZM120 14V13H119ZM130 14V13H129ZM203 14V13H202ZM206 14H204V15H206ZM29 15H28V17H29ZM34 15H36V14H34ZM65 15H66V13H65ZM73 15V14H72ZM82 15V16H81ZM88 15V14H87ZM143 15V14H142ZM141 15V16H142ZM186 15H188V14H186ZM190 16V18H195L194 17V15H193V17H192V15L191 14H189ZM195 15H197V14H195ZM1 16V15H0ZM46 16V15H45ZM51 16V15H50ZM52 16H53V14H52ZM64 16V15H63ZM62 16V17H63ZM85 17H86V15H84ZM100 16V15H99ZM102 16V15H101ZM125 16V15H124ZM123 16V17H124ZM131 16H134L133 14L131 15ZM16 17V18H17ZM39 17V16H38ZM72 17H74V16H72ZM91 17V16H90ZM98 17V16H97ZM115 17V19H117ZM122 17V18H123ZM126 18H127V20L126 21H128V17H130L129 15L128 16H125ZM157 17V16H156ZM165 17H167V16H165ZM53 18V17H52ZM79 17H78V20L79 21H82L83 19L81 18L80 19ZM93 18H96V17H91V21L89 20V21H87V22H91V24L90 25H92L93 26V29L94 30H96V28L98 27V25L97 24H99V27H100V29H101V25H100V23H96L95 24V21L96 22H100V21H102L103 19H101V17H99L100 19L98 20V18L95 20V19H93ZM136 18V17H135ZM161 18H163V17H161ZM185 18H187V16L185 17ZM2 18H0V20H1ZM12 19V18H11ZM63 19H65V18H63ZM67 19V18H66ZM74 19H77V18H74ZM125 19V18H124ZM133 19V18H132ZM140 19H143V18H140ZM167 19V18H166ZM19 20V21H20ZM54 20V19H53ZM68 20V19H67ZM72 20V22H73V19H71ZM77 20V21H78ZM184 20H186V19H184ZM187 20H188V18H187ZM11 21V20H10ZM43 21V20H42ZM50 21H52V20H49V22ZM76 20H75V26H76V24L78 25V23L79 22H77ZM109 21V20H108ZM113 21H115V20H113ZM118 21L120 22V21H122V20H119L118 19ZM144 21V20H143ZM12 22V21H11ZM32 23V24H35V23ZM44 22V21H43ZM47 22V21H46ZM69 22H70V20H69ZM125 22V20L123 21V23ZM129 22V21H128ZM127 22V23H128ZM134 22V21H133ZM132 22V23H133ZM4 23L5 22H3L2 24L4 25ZM107 23H110V22H107ZM115 23V22H114ZM126 23V25H128ZM140 23V22H139ZM14 24V23H13ZM41 24V23H40ZM39 24V25H40ZM56 24V23H55ZM55 24H52V26L53 25H55ZM70 24V23H69ZM89 24V23H88ZM113 24V23H112ZM125 24V23H124ZM124 24H123V27H124ZM65 25V24H64ZM68 25V24H67ZM72 27L74 26V25H72V24H70ZM69 25V26H70ZM84 25V24H83ZM90 25H88V26H90ZM96 25H97V27H96ZM111 25V24H110ZM44 26V25H43ZM92 26H91V28H92ZM115 26H116V24H115ZM144 26V25H143ZM159 26V28L160 27H162L160 30L162 31H157V32H159V33H163V34H158L155 30L156 29H154L155 27H158ZM40 27H41V29H42V25H40ZM55 27H57L56 25H55ZM82 27V26H81ZM98 27V28H99ZM128 27V26H127ZM148 27V26H147ZM264 27V26H263ZM2 28V27H1ZM13 28V27H12ZM16 28V27H15ZM38 28V27H37ZM63 28V27H62ZM66 29L64 30V32L65 33H67V27H65ZM73 28H78V26L77 27H73ZM111 28V27H110ZM145 28V27H144ZM159 28H157V29H159ZM59 29V28H58ZM57 29V30H58ZM64 29V28H63ZM71 30V28H68V30ZM75 29V30H76ZM79 29H82V28H79ZM105 29V28H104ZM111 29H114V28H111ZM123 29H125V27L123 28ZM60 30H62L61 28H60ZM101 30H103V29H101ZM107 30V29H106ZM109 30V29H108ZM117 30V29H116ZM11 31V30H10ZM17 31V30H16ZM77 31V30H76ZM85 31H86V29H85ZM261 31H264V29L263 30H261ZM13 32V31H12ZM40 32H42V31H40ZM73 32V31H72ZM77 32H80V30H78ZM91 32H94L93 30H91ZM168 32H167V34H168ZM0 33H1V31H0ZM18 33V32H17ZM25 33V34H26ZM45 32H43V34H44ZM59 33H61V32H59ZM63 33V32H62ZM61 33V34H62ZM68 33H71L70 31L68 32ZM67 33V34H68ZM73 33H75V31L73 32ZM80 33H82V34H84V32H83V30L80 32ZM88 33V32H87ZM95 33V32H94ZM94 33H92L93 35H96V34H94ZM109 33V34H108ZM201 33H203V35H201ZM2 34V33H1ZM13 34V33H12ZM21 34V33H20ZM29 34H27V36L29 35ZM78 34V33H77ZM82 34H79V36L81 37V39H80V43L79 44H81V42L83 43H86V42H88L89 43V41L90 40H88V38H86V37H84V35L82 36ZM114 34V35H113ZM136 34L138 35L137 37H136ZM174 34V33H173ZM219 34H226L225 36L226 37H223V38H227V35H230L231 36V41H229V42H225V41H222L220 38L222 37V36H220ZM261 34H262V32H261ZM3 35H4V33H3ZM22 35V34H21ZM29 35V36H30ZM34 35H36V34H33V37L32 36H28L27 38H26V36H25V38L28 40V38H36V39H39L40 37L38 36L37 37V35H36V37L34 36ZM39 35H41V34H39ZM60 35V34H59ZM68 35H71V34H68ZM170 35L172 36V32L170 33ZM169 35V36H170ZM178 35V34H177ZM4 36H6V35H4ZM10 36V35H9ZM44 36H46V35H44ZM54 36H55V34H54ZM77 36V35H76ZM98 36V35H97ZM185 36V37H186ZM188 36V37H189ZM218 36V37H217ZM220 36V37H219ZM245 36H247V38L245 37ZM15 37V36H14ZM20 37V36H19ZM24 37V36H23ZM58 36H56V37H53L55 40H57L56 38H57ZM65 37H69V38H71V40L72 41H70V42H72V43H78V41H74V39H73V37L71 36H65ZM88 37H90V36H88ZM94 37H96V36H94ZM176 37V36H175ZM184 37V38H185ZM246 38V41L244 42V39ZM9 38H11V37H9ZM69 38H65L64 39V41L66 40V39H69ZM84 38H86V39H84ZM171 37H169L168 39H170ZM172 38H174V37H172ZM181 38V37H180ZM222 38V39H223ZM261 37H259L258 39H260ZM21 39H22V37H21ZM40 39H44V38H40ZM40 39L39 40H35L36 42L37 41H39V43L41 42L40 41ZM59 39V38H58ZM82 39H84L83 41H82ZM96 39V40H97ZM122 39H127V41L128 42H130L129 44H130V46H125V48H127L128 50H129V48H130V50H129V55H127L126 57H128L127 59L128 60H132V62H133V59H135L136 58V56L138 55L139 57L141 56H143V54L142 53H138V51L139 52H141V49H138V48H142V47H140V46H145V47H147L148 48V51H150V50H152V49H156V48H158V49H156V50H158L160 53H162V54H160L159 56H157L156 54L157 53H149L148 55L146 54V53H144V55L146 56V57H144L143 56V58H145V60H146V63H144V64H146L147 66H148V68H149V72L146 70V72H143V73H147V74H143V73H141L142 71H144V70H142V71H140L139 70V68H138V73L136 72V74H138L139 75V72L141 73L139 76H136V78L133 76V78L132 77H127L126 78V80H125V82H124V84H120V86L119 87H117V86H115V87H117V88H114V89H116V90H120L119 92H117V91H115V90H113V87L111 86H107V87H105L104 85H105V82L104 81H107V79L105 80L104 78V81L102 80V77H104V76H102V74L104 73H102L101 74V71H103V66L102 67H100L99 68V66H101V64H99L101 61H103V60H101V61H98L97 63H96V60L94 59V55H95V53H99L100 51H102L101 49H105L104 47H105V45L108 43H110V42H114V43H116V44H118L117 42H121V40ZM230 39V38H229ZM48 39H46V41H47ZM52 40V39H51ZM60 40V39H59ZM58 40V41H59ZM77 40V39H76ZM88 40V41H87ZM174 40V39H173ZM178 40V39H177ZM176 40V41H177ZM181 40H183V39H181ZM3 41H5V39L3 40ZM2 41V42H3ZM23 41H24V39H23ZM22 41V42H23ZM30 42H31V39L29 40ZM33 41L34 40H32V43H33ZM46 41H43L42 40V43H46ZM126 41V42H127ZM170 41V40H169ZM258 41H260V40H258ZM6 42V41H5ZM4 42V43H5ZM29 42V44H31ZM50 42V41H49ZM57 42V41H56ZM60 42V41H59ZM67 40H66V43L64 42V45L65 44H67ZM91 43H94V41L92 42V41H90ZM96 42V41H95ZM97 42H98V40H97ZM119 42V43H120ZM124 40H123V42H121L122 44H124ZM173 41L171 40V42H169V44H171ZM178 42V41H177ZM177 42H175L174 41V43H177ZM181 42V41H180ZM180 42H179V44H180ZM183 42H185V41H183ZM189 42V41H188ZM253 42V43H252ZM26 43V42H25ZM76 43V44H77ZM99 43V42H98ZM114 43H111V44H114ZM168 43V42H167ZM257 43H259V42H257ZM256 43V44H257ZM261 43V42H260ZM262 43H264V42H262ZM5 44H7V43H5ZM37 44V43H36ZM51 44V43H50ZM70 44V43H69ZM90 44V43H89ZM102 44V45H101ZM107 44V45H108ZM121 44V45H122ZM178 44V43H177ZM186 44H187V42H186ZM13 45V44H12ZM33 45V44H32ZM46 45V44H45ZM68 45V44H67ZM66 45V46H67ZM94 45H95V43H94ZM173 45V44H172ZM188 45V44H187ZM29 46V45H28ZM37 46H38V44H37ZM51 46V45H50ZM63 46V45H62ZM65 46V47H66ZM67 47V48H69L68 49V51H70L71 52V54L69 53V55H70V57H71V59H72V56L71 55H73V53L72 52H74V51H71L70 49V47ZM90 46H91V48H90ZM116 47L117 46H119V45H115ZM123 46V45H122ZM183 46V45H182ZM32 47V48H31ZM30 48H29V50L30 49H33L34 47L33 46H31ZM64 47V48H65ZM107 47H110L109 45L108 46H106V49H108ZM112 47V46H111ZM115 47V48H116ZM129 47V48H128ZM164 47H165V45H164ZM173 47H171V48H173ZM206 47H208V46H205L203 49L205 50V48ZM19 48V47H18ZM17 48V49H18ZM22 48V47H21ZM36 48V47H35ZM60 48V47H59ZM58 48V49H59ZM63 48V49H64ZM95 49L96 51H92L91 49ZM169 48V47H168ZM180 48H182V47H180ZM209 48V47H208ZM232 48V49H233ZM252 48H255V47H252ZM258 48V47H257ZM262 48V49H261ZM261 48H259V49H261V50H259V52L260 51H263V55H264V45H263V47H261ZM16 49V50H17ZM24 49V48H23ZM42 49H44L45 50V48H42ZM99 49H100V51H99ZM111 49V48H110ZM110 49H108L107 51H104V54L103 55H101L102 57H104V58H108L109 60H107V61H113L114 60V58L115 59H118V58H116L115 56L118 54H113V53H115V52H111V51H109ZM150 49V50H149ZM162 50H163V48H161ZM160 49V50H161ZM203 49H202V52H203ZM233 49V50H234ZM21 50V49H20ZM36 50H40V49H36ZM61 52H62V55H64V54H66L65 53V50H67V49H65V50H62V47H61ZM97 50L99 51V52H97ZM112 50H114V47H113V49ZM122 50H124V49H122ZM122 50L120 49V51L122 52ZM143 50V52H144V50H145V52H147L146 50L147 49H142ZM161 50V51H162ZM181 51H182V49H180ZM195 50V51H196ZM15 51V50H14ZM18 51V50H17ZM37 51V52H38ZM46 51V50H45ZM56 51V50H55ZM77 50L75 51V52H78ZM108 51L109 52H111V53H109L110 55H112V56H109V57H107L106 56V54H108ZM114 51H117V50H114ZM119 51V52H120ZM181 51H179V53L181 52ZM189 50H187V51H184V52H188ZM195 51H193V53H192V57L194 56L193 54H196L197 53V55H200V54H202V52H200V54H198L199 52H197L196 51V53H195ZM198 51H200V50H198ZM210 52H211V50H209ZM229 51H230V53H229ZM16 52V51H15ZM21 52L23 53V50H21ZM19 53V51H18V53L21 55L22 53ZM33 52H34V50H33ZM48 52L49 51H46V53L45 54H48ZM60 52V53H61ZM64 52V53H63ZM95 52V53H94ZM106 52V53H105ZM118 52V51H117ZM150 52H155V50H152V51H150ZM157 52V51H156ZM234 52V51H233ZM258 52V51H257ZM3 53V52H2ZM92 53H94V54H92ZM101 53V52H100ZM123 53H124V51L121 53L122 55H123ZM138 53V54H137ZM182 53V52H181ZM189 53H191V52H189ZM189 53H186V54H188L189 55ZM26 54V53H25ZM28 54V53H27ZM37 54H39V53H37ZM50 54H52V52H49V57H52V58H54L55 59V57H53V56H51ZM185 54V55H186ZM210 54H212V53H210ZM260 54H262V52L260 53ZM259 54V56H263V55H260ZM29 55H32L31 53L29 54ZM33 55L35 56V54L33 53ZM122 55H119V56H122ZM162 55V56H161ZM191 55V54H190ZM205 55V54H204ZM209 55V54H208ZM217 55V57H219ZM11 56V55H10ZM13 56H17V55H13ZM24 56V55H23ZM22 56V57H23ZM55 56V55H54ZM61 56V55H60ZM100 56V58L99 59H101L102 57ZM180 56H181V54H180ZM202 56L203 55H201L200 56V58H202ZM258 56V54L256 55V57ZM9 56L7 55V58H8ZM30 57V56H29ZM28 57V58H29ZM42 57H44V56H42ZM96 57H98L97 55L95 56V58ZM111 57H113V59L112 60H110V58ZM124 56H122L121 57V59H123V63H124V61L126 60L127 61V59H125L124 60V58H123ZM160 58V59H158V58ZM179 57V56H178ZM184 57V56H183ZM188 57H190L191 58V56H188ZM195 57H197V56H195ZM255 57V58H256ZM12 58H14V57H12ZM24 58H26V57H24ZM28 58H26V60L28 59ZM66 58H68V57H66ZM138 58V57H137ZM209 58V57H208ZM259 58H261L262 59V57H259ZM20 59V58H19ZM22 59V58H21ZM32 59H34V57H32ZM70 59V58H69ZM120 59V58H119ZM118 59V60H119ZM120 59V60H121ZM188 59V58H187ZM191 59H194V58H191ZM198 58H196V60H197ZM203 59V58H202ZM213 59H214V57H213ZM219 59H221V58H219ZM14 61H15V58L13 59ZM26 60L24 61V62H26ZM41 60H42V58H41ZM43 60H44V58H43ZM47 60H48V58H47ZM56 60V59H55ZM144 60V61H145ZM196 60H193V62H190V64L191 63H194ZM204 60L205 61H207L205 58H204ZM252 60H255V59H252ZM6 61H7V59H6ZM9 61H12V59L11 60H9ZM28 61V60H27ZM29 61H31V60H29ZM35 61V60H34ZM37 61V60H36ZM49 61V60H48ZM47 61V62H48ZM53 61V60H52ZM74 61H75V59H74ZM114 61H116V60H114ZM177 62H178V60H176ZM211 60H209V62H210ZM216 61V60H215ZM218 61H220V60H218ZM236 61H231L230 62V60H229V62L231 63V64H233L232 62H235L236 63ZM5 62V61H4ZM33 62V61H32ZM37 62H39V61H37ZM37 62H34V63H37ZM104 62H106V61H104ZM128 62V61H127ZM130 63H132L131 61H129ZM166 62V63H167ZM179 62H181V61H179ZM196 62H199V61H196ZM208 62V63H209ZM253 62V61H252ZM252 62L250 63H248L247 65L248 66H242V65H240V67H241V69L239 70V68L236 66L235 67V69H237L236 71L237 72H239L240 71V73H238V74H231L230 73V75H229V72H232L230 69H231V67L229 68V72L227 73V75L228 76H225V78H222L223 77V74H226V73H223V72H221V73H223V74H221L220 73V71H227V70H225V69H227V68H225L224 69V67H223V64L221 65L222 67H220V71H219V74H221L220 76V78L221 79H223V81L220 79V78H218V79H216L217 81H219V79L223 82L222 84V86H224L223 88L225 89V88H227V92H226V90H220V92H226V96H228L227 94H231L232 96V98H233V96L234 95H236L237 97L238 96H240V97H243V98H240L239 100H238V103H240L239 101L240 100H242L243 99V101H241V103L242 104H245V106H249V105H251V107H255L257 110L258 109H261V111L263 112V115H264V58H263V60H261V63H256L255 61L253 62V65H252ZM20 63V62H19ZM48 63H51V62H48ZM57 63V62H56ZM76 63V62H75ZM108 63V62H107ZM106 63V64H107ZM116 63V62H115ZM115 63H113V64H115ZM118 63V62H117ZM116 63V64H117ZM166 63L164 64L165 66H169V65H166ZM187 63V62H186ZM207 63V64H208ZM218 63V62H217ZM229 63V64H230ZM5 64H7V63H5ZM15 64H16V62H15ZM32 64V63H31ZM38 64H40V63H38ZM44 64H46V62L44 63ZM54 64V65H53ZM53 64H51V65H53L52 67H54V66H56V67H58V63L57 64H55V63H53ZM65 65H66V63H64ZM97 64H99V65H97ZM109 64H111V63H109ZM168 64V63H167ZM177 63H174V64H172V66H174V69H175V67H177V65H176ZM196 64H199V63H196ZM203 64V62H201L200 63V65H202ZM204 64H205V62H204ZM212 64V63H211ZM210 64V65H211ZM216 63H214V65H215ZM218 64H221V63H218ZM249 64H250V66H249ZM13 65V64H12ZM21 65V64H20ZM34 65H36V66H34V67H37V64H34ZM48 65V64H47ZM50 65V66H51ZM63 66L64 68L68 65H70V64H68L67 63V65L66 66ZM146 65H144V66H146ZM163 65V64H162ZM179 65H180V63H179ZM178 65V66H179ZM185 65V64H184ZM200 65H197V67H199ZM213 65V64H212ZM211 65V66H212ZM213 65V66H214ZM234 65V64H233ZM60 66H62V65H60ZM67 66V67H68ZM109 66H111V65H109ZM125 67H126V64L124 65ZM124 66H122V68L124 69L125 67ZM138 66V65H137ZM146 66V67H147ZM164 66V68H171L170 66L169 67H165ZM186 66H188V65H186ZM194 66V65H193ZM207 66H209V65H207ZM211 66H209V67H211ZM216 66V65H215ZM219 66V65H218ZM230 66V65H229ZM235 66V65H234ZM27 67H29V66H27ZM34 67H30V68H26V71H25V73H26V75H25V77H26V82L28 83V86H30V88H28L29 90L30 89H32V90H34V92L37 90V92H38V94H39V90H40V96H41V98L43 97V99H46V98H44V94H46V93H48L46 96H52V95H50L49 94V89L51 90V92H53L54 90H57V91H54V93H53V96H52V98L55 96V94L58 96L59 95V97H61L60 95L61 94H58V93H63L64 91H63V88L60 86L61 84H63V79L62 78H65V77H62V78H60L59 79V76L57 77V74H58V72L60 71V72H63V74H64V71L66 70V68H65V70H64V68H63V70L64 71H61V69H59L58 70V72H55V71H57V70H55L54 68H56V67H54V68H50V69H54L53 71L56 73V75H54L55 73H53L52 72V70L50 71L49 70V67L47 66V70L48 71H46V72H52L53 74H51V73H44L42 70H44L43 68L42 69H39L41 72H43L44 74L43 75H46L47 74V77H49V76H52V75H54L53 77H57L58 78V80H60V84H58L57 82H56V84H58V86L56 85V87H57V89H55V88H52V86L54 87V82L55 81H52L53 83L51 84L52 86L50 87V88H48V87H44V86H41V85H47L45 82H46V78H43V75L42 76H40V75H38V77L40 76L41 77V79L42 80H45V81H42V82H44L45 84H42V83H40V82H38V81H41V80H39L40 79V77L39 78H37L36 76H37V74L36 73H38L37 71H36V73H31V72H28L29 71V69H33ZM42 67V66H41ZM71 67H74L75 68V66L72 64L71 65ZM112 67H114L113 65H112ZM141 67H143V65L141 66ZM180 67V66H179ZM195 67V66H194ZM202 67H203V65H202ZM201 67V68H202ZM2 68V67H1ZM14 68V67H13ZM61 68V67H60ZM130 67H126V69L125 70H127V69H129ZM156 68V69H155ZM196 68V67H195ZM201 68H197L196 69V71L194 70V72H197V70H199L200 69V71L199 72H202V69ZM214 68V67H213ZM5 69H9V68H5ZM35 69H38V68H35ZM45 69V70H46ZM69 69V68H68ZM115 69H116V67H115ZM119 69V68H118ZM141 69V68H140ZM143 69H146V68H143ZM172 70H174L173 68H171ZM179 69H181V68H179ZM185 69V68H184ZM210 69V68H209ZM216 69V68H215ZM223 69V70H222ZM234 68H233V70H235ZM13 70H15V69H13ZM20 70L22 71V66H21V68H20ZM44 70V71H45ZM76 71H77V69H75ZM101 70V71H100ZM158 70H161V73H160V71H158ZM167 69H165L164 71H166ZM169 70V69H168ZM172 70H170V72L172 71ZM211 70H212V68H211ZM211 70H209L208 72H205V71H203L204 73H201L202 74V79L204 78L205 79V81L207 80V76L206 75H204L203 76V74H206V73H208L207 75H210V71ZM214 70V69H213ZM242 70V71H241ZM31 71H35L34 69L33 70H31ZM69 70H66L65 72H66V75L69 77V76H71V75H68V73L69 74H72V72L76 75V77H77V74H76V72L75 71H73V70H70L71 72H68ZM92 71V70H91ZM114 71H116L115 73H117V70H114L113 69V72ZM119 71H120V69H119ZM163 71V72H164ZM179 71V70H178ZM181 71V70H180ZM179 71V72H180ZM184 71V70H183ZM183 71H182V73H183ZM185 71H187V68H186V70ZM191 71V70H190ZM215 71V70H214ZM8 72H9V70H8ZM12 72V71H11ZM17 72V71H16ZM40 72V73H41ZM68 72V73H67ZM112 72V73H113ZM127 72H129V71H127ZM133 72V71H132ZM169 71H168V73H170ZM177 72V71H176ZM191 72H193V71H191ZM216 73L218 72L217 70L215 71ZM22 72H20V74H21ZM39 73V74H40ZM126 73V72H125ZM134 73V72H133ZM133 73H130V74H133ZM166 73V72H165ZM215 73V74H216ZM236 73V72H235ZM5 74V73H4ZM18 74H19V72H18ZM22 74H24V72L22 73ZM36 74V75H35ZM73 74V75H74ZM105 74V73H104ZM103 74V75H104ZM122 75V73H120V72H118V74L117 75ZM128 74V73H127ZM127 74H123L122 76L123 77H125ZM192 74V73H191ZM197 74H199L198 72H197ZM201 74H199V75H201ZM212 74H214V72L212 73L211 72V75ZM59 75V74H58ZM61 75V74H60ZM113 75H116V74H112V76ZM163 75V74H162ZM168 74H164L163 76H167ZM170 75L171 74H169L168 76L170 77ZM173 75V74H172ZM187 75V74H186ZM186 75H184V77L186 76ZM193 75V74H192ZM210 75V76H211ZM13 76V75H12ZM63 76V75H62ZM78 76H80L79 75V72H78ZM84 75H82V76H80L81 77V80L82 79H84L85 78V76L83 77ZM105 76H106V74H105ZM111 75L108 77L109 79H110V77H112ZM163 76H160V79H161V77H163ZM168 76L167 77H165V79H167V81H169L168 80ZM174 76V75H173ZM173 76H171V77H173ZM210 76H209V78H210ZM214 76H218L217 74L216 75H212L211 77H213V79H214ZM19 77H21V76H19ZM44 77H46V76H44ZM72 77V76H71ZM70 77V78H71ZM83 77V78H82ZM178 77V76H177ZM182 76H180V77H178V80H179V78H181ZM183 77V78H184ZM193 77L195 78V75H193ZM200 77V76H199ZM207 77V78H206ZM3 78V77H2ZM69 78V80H68V84H69V81L72 79V82L71 83H73V85H77V83H75L74 84V82H73V80H76L77 78H71L70 79ZM87 79H85V81L86 80H88V77H86ZM91 78V77H90ZM107 78V77H106ZM116 79H114V77H112V79H114L115 81L117 80V77H115ZM187 78V77H186ZM196 78H198V77H196ZM201 78V77H200ZM16 79V78H15ZM20 79V78H19ZM68 79V78H67ZM66 79V80H67ZM162 79H164V78H162ZM164 79V80H165ZM175 79V81L177 80L176 78H173V80ZM188 79V78H187ZM199 79V78H198ZM10 80V79H9ZM49 80V81H48ZM47 80V82L49 83L50 82V78ZM56 81H58L57 79H55ZM62 80V81H61ZM79 81H81L80 79H78ZM113 80V81H114ZM182 80V79H181ZM185 80V79H184ZM190 80V79H189ZM193 80L194 79H192L191 81L193 82ZM210 81H211V79H209ZM6 81V80H5ZM104 82V84H102L103 82ZM112 80L110 79V82H111ZM112 81V82H113ZM118 81V80H117ZM161 81V80H160ZM163 81V80H162ZM196 81H200L201 83H202V81H201V79H199V80H196ZM208 81V80H207ZM206 81V82H207ZM213 81V80H212ZM212 81L209 83V85H213L214 83H215V85L217 84L216 82H214L213 84H212ZM16 82V81H15ZM21 82H23V81H21ZM37 82L38 83H40L39 85H40V87L41 88H39L38 86H37ZM62 82V83H61ZM65 83H66V81H64ZM83 82H84V80H83ZM83 82H80V83H83ZM89 83H91V81H88ZM108 83H109V80L107 81ZM106 82V83H107ZM176 82H178V81H176ZM175 82V83H176ZM181 82H183V81H181ZM220 82V81H219ZM27 83H23V84H27ZM51 83V82H50ZM80 83H78V85L80 84ZM113 83H115V82H113ZM167 83H170V82H166V84ZM204 83V82H203ZM180 84V83H179ZM190 84V86H189V88L191 87V86H199L201 89H202V87L203 86H200V85H198V82H197V85H195V82H193V85H191L192 83H189ZM189 84H187V86L189 85ZM65 86L67 85V84H64ZM82 85V84H81ZM81 85H79L80 87H79V89H81L82 87H83V85H82V87H81ZM160 85V84H159ZM158 85V87L159 88H161L160 86H162V85H160L159 86ZM168 85V84H167ZM166 85V86H167ZM203 85V84H202ZM205 85V84H204ZM214 85V87H212V86H210V88L209 89H207V85L205 86V88L207 89V90H209V93H211V92H215V93H213V94H215L216 96H218L216 93V91H215V89L214 88H216V86ZM219 85V84H218ZM217 85V86H218ZM221 85V84H220ZM219 85V86H220ZM6 86V85H5ZM25 86V85H24ZM85 86V85H84ZM87 86L88 85H86V88H87ZM90 86V85H89ZM163 86H164V84H163ZM222 86H220L219 87V89L222 87ZM38 87V88H37ZM69 87H71V86H69L68 85V88ZM74 87H77V86H74ZM157 87V88H158ZM19 88V87H18ZM72 88V87H71ZM78 88V87H77ZM77 88H75V91L76 90H78ZM163 88V87H162ZM162 88H161V90H162ZM168 88V87H167ZM167 88H166V90H167ZM171 88H174V87H171ZM184 88L185 87H183V90H184ZM188 88V87H187ZM196 88V87H195ZM195 88H193L192 89V87L190 88V89H192V90H194ZM42 89H46V90H48V92L46 91V93H44L43 95H41L42 94ZM54 89V90H53ZM65 89H67V86H66V88ZM74 89V88H73ZM96 89V90H97ZM169 89V88H168ZM211 89L212 90H214V91H211ZM9 90V89H8ZM71 90V89H70ZM82 90V89H81ZM92 90H94V89H92ZM154 90V89H153ZM156 90V89H155ZM160 90V91H161ZM170 90V89H169ZM168 90V92L170 93V91ZM177 90H179V89H177V88H175V91H177ZM199 90V89H198ZM197 90V91H198ZM11 91V90H10ZM28 91V90H27ZM31 91V90H30ZM82 91H85V89L83 88V90ZM88 91H89V88H87V93H88ZM127 91H129L130 93H135L137 96H134L135 94H128L129 92H127ZM133 91V92H132ZM196 90H195V92H197ZM200 91V90H199ZM199 91H198V93H196L197 95H193V96H198V99H200V100H198V101H201V102H203V104L201 103V102H197L195 99H196V97H194V98H192L193 100H195V103H197V104H194L193 103V101H192V99H190V98H188V99H184L185 101H189V100H191V102L193 103V105L192 106H188L189 107V110H190V108H194V105H195V108L197 109V107H199V106H201V105H204L205 107H207V106H212V105H214V103H216L215 101H217L218 102V100H214L215 98H209V97H207V96H205V95H207L208 93H204L203 95L201 94V93H203V92H201V93H199ZM202 91V90H201ZM12 92V91H11ZM33 92V93H34ZM36 92V93H37ZM50 92V93H51ZM67 92V91H66ZM95 92V91H94ZM149 93L151 92V91H148ZM156 92H158V91H156ZM162 92V94H164V92L165 91H161ZM174 92V91H173ZM173 92H171V93H173ZM180 92H181V90H180ZM220 92H218V94L220 93ZM32 93V92H31ZM68 93V95H69V93L70 92H67ZM75 93H77L78 94V97L81 95L82 96V93L81 92H75ZM90 93V92H89ZM91 93H93V92H91ZM98 93V92H97ZM125 93H126V95L128 96H126L125 95ZM149 93H147L148 95H146L148 98L146 99V100H148V99H150V94ZM153 93V92H152ZM159 93V92H158ZM167 93V92H166ZM169 93H167V94H169ZM193 93V92H192ZM36 95L35 96V93H34V95L33 96H35L36 97V99H40L41 101H36V102H39V105L40 104H43V106H45V104L43 103L44 102V100L43 99H41V98H38L37 96H39V95ZM71 94V93H70ZM96 94V93H95ZM180 94H182V93H179V95ZM191 94V93H190ZM189 94V95H190ZM193 94H195V93H193ZM204 97V100L202 101L201 99H202V96ZM73 95H76V94H74L73 93ZM91 95H93V94H91ZM101 95V97H103ZM113 95V96H112ZM155 95V94H154ZM172 95V94H171ZM178 94H177V96H179ZM187 95V94H186ZM220 95V94H219ZM224 94H222V98H223V96H225ZM19 96V95H18ZM64 96V95H63ZM62 96V98H65V97H67V96H64L63 97ZM87 96H89V95H87ZM99 96V95H98ZM145 96V97H146ZM180 96H182V95H180ZM201 96V98H199ZM208 96H210V95H208ZM225 96V97H226ZM28 97V96H27ZM71 97H74V96H71ZM76 97V96H75ZM77 97V98H78ZM84 97H86V94H85V96H83V98ZM94 97V96H93ZM107 97H109V99H106ZM127 97V98H126ZM172 97V96H171ZM176 97V96H175ZM174 97V98H175ZM186 97V96H185ZM52 98H50V100L53 102V101H56V100H53ZM55 98V97H54ZM61 98V100H63ZM88 98V97H87ZM95 98V97H94ZM116 98H118V97H116ZM154 98L155 97H153V101H154ZM158 98V97H157ZM177 98H179V97H177ZM177 98H176V100H177ZM217 98H220V96L219 97H217ZM216 98V99H217ZM236 97H234L233 99H235ZM56 99V98H55ZM81 99V98H80ZM103 99V98H102ZM163 99V98H162ZM227 99H229V97H226V98H223V99H221V101L223 102H225V100H227ZM13 100V99H12ZM47 100V99H46ZM64 100H66V98L64 99ZM63 100V101H64ZM76 100V99H75ZM84 100V99H83ZM89 100V99H88ZM152 100V99H151ZM220 100V99H219ZM232 99L230 98L229 99V101H231ZM47 101H49V100H47ZM62 101V102H63ZM69 101V100H68ZM70 101H72L73 102V100L71 99ZM79 101V100H78ZM94 101H95V99H94ZM127 101V100H126ZM131 101H132V99H131ZM137 100H135V102H136ZM179 101V100H178ZM228 101V100H227ZM226 101V102H227ZM31 102V101H30ZM42 102V103H41ZM64 102H66V101H64ZM63 102V103H64ZM89 102V101H88ZM87 102V103H88ZM100 102H101V100H100ZM148 102V101H147ZM159 102V101H158ZM162 102V101H161ZM167 102V101H166ZM184 102V101H183ZM232 102V101H231ZM235 102V101H234ZM48 103V102H47ZM62 103V104H63ZM78 103V102H77ZM84 102H82V104H83ZM91 103V102H90ZM94 103V102H93ZM101 103H103V102H101ZM113 103H115V102H113ZM133 103V102H132ZM145 103H146V101H145ZM154 103H155V101H154ZM177 103H180V101L179 102H177ZM192 103H190V104H192ZM198 103H200V104H198ZM51 104H53V103H51ZM61 104V103H60ZM68 104H70V102L68 103ZM86 104V103H85ZM104 104V103H103ZM126 104H128L127 102H126ZM144 104V103H143ZM167 105H168V103H166ZM164 105V108H165V106H167V105ZM35 105V104H34ZM39 105H37V106H39ZM49 105V104H48ZM55 105V104H54ZM71 105V104H70ZM70 105H68V106H70ZM84 105V104H83ZM105 105H106V103H105ZM115 105V104H114ZM152 105V104H151ZM154 105V104H153ZM156 105H160L159 103H157ZM162 105V104H161ZM196 105H198L197 107H196ZM216 105V107L215 106H212V107H208V109H209V111H207L208 109L207 108H204L205 110H206V115H208V113L207 112H214L213 110H211V108L212 109H215V108H217L218 107V109H216V112H218V111H220V112H222L223 113V111H221V108H224V106L227 108L229 105H220V107H219V105H217V104H215ZM37 106H36V108H37ZM63 106V105H62ZM61 106V107H62ZM73 106V105H72ZM93 107H94V105H92ZM112 106V105H111ZM117 106V105H116ZM115 106V107H116ZM142 106H144V105H142ZM172 106V105H171ZM179 106V105H178ZM235 106V105H234ZM233 105H232V107L230 108V109H232V108H235V107H237V106H235L234 107ZM23 107V106H22ZM40 107V106H39ZM54 107H56V106H54ZM58 107H60L59 105H58ZM71 107V106H70ZM70 107H66V108H70ZM76 107H77V105H76ZM122 107H123V110H122ZM168 107V106H167ZM186 107V106H185ZM201 107H203V106H201ZM201 107H199V109H202L203 110V108H201ZM243 107V106H242ZM242 107H237L236 109H235V111H237V109L238 108H242ZM44 109L45 108H47V107H43ZM66 108H64V109H66ZM82 108H84V107H82ZM95 108V107H94ZM106 108H107V106H106ZM161 108V106H159V108H157V109H154V110H156V111H159V110H161L160 109ZM171 108V107H170ZM173 108V107H172ZM178 108V107H177ZM177 108H175V109H177ZM250 108V106L248 107V109ZM20 109H23V108H20ZM38 109V108H37ZM39 109H41L42 110V106L39 108ZM38 109V110H39ZM64 109H63V111H64ZM108 109H111V107L110 108H108ZM165 109H169V108H165ZM178 109H180V108H178ZM229 109V108H228ZM246 110H245V112H244V110H243V112L244 113H241L243 116H244V122L242 123V122H239V119L240 118H238V119H235V118H237V116L235 117V118H230V117H225V116H227L226 114H224L225 116L224 117H222V114H221V116L219 115V113H217L216 115L215 114H213V113H210V115L212 116V117H209V118H215V120L217 119V121H218V123H219V125L220 126H222L221 128H223V130H224V133H226L227 131H225V128L227 129H230L231 130V133L233 132L234 134H235V136H237L239 139L238 140H240L241 138H243V136H245V135H247L249 132H250V130L251 129H253V128H255V127H257V123L259 122V121H257V115H258V113L257 114H255L256 112H254V113H252V112H249V110L247 109V108H245ZM27 110V109H26ZM26 110L24 111V110H22V111H24V113L26 112ZM32 110H36V109H32ZM55 110V109H54ZM53 110V111H54ZM59 110V109H58ZM85 110V109H84ZM115 110V109H114ZM127 110V112H128V109H126ZM135 110V109H134ZM147 110V109H146ZM151 110H153V109H151ZM150 110V111H151ZM181 110V109H180ZM192 110V109H191ZM218 110V111H217ZM223 110H226V111H228L227 109H223ZM37 111V110H36ZM35 111V112H36ZM46 111V110H45ZM45 111H43L44 113H46ZM80 111V110H79ZM96 111V110H95ZM99 111V110H98ZM109 111V115L111 116V114H110V110H108ZM107 111V112H108ZM115 111H117V110H115ZM133 111V110H132ZM140 111V110H139ZM169 112L170 111H174L173 109L172 110H168ZM167 111V112H168ZM195 111V110H194ZM193 111V112H194ZM198 111H201V110H198ZM230 111V110H229ZM235 111H233V112H235ZM246 111H248V112H246ZM5 112V111H4ZM56 112L58 113V111H57V108H56ZM78 112V111H77ZM166 112V111H165ZM180 112V111H179ZM239 112H241V111H239ZM258 112V111H257ZM23 113V114H24ZM27 113V112H26ZM25 113V116H28L27 114ZM38 114H39V112H37ZM56 113V114H57ZM75 113V112H74ZM105 113V112H104ZM122 113H124V115H126L125 113L126 112H122ZM122 113H120V114H122ZM145 113V112H144ZM157 113V112H156ZM156 113L154 114V112L153 111H151V112H148V114H144V116L143 115H141L140 117H138L139 115H137V114H139V113H137L136 115V117H135V115L132 113V116L133 117H131L132 119H133V121L131 122V124L129 125V126H127L126 128L124 127V128H122L124 131L123 132H119V129H121L120 127H119V129H117L116 127L117 126H119V125H116L115 126V129H117V130H113V128H114V126H112V128H110V129H112L111 130V133H113V135H112V138L113 139H111V140H114V141H112V143L113 144H115V145H112L111 144V146H115V147H111V148H116V153L118 154V156H113L114 158H116L115 160H113L114 161V164L115 165H117L119 168H124V166L125 167H129V169L130 168H132V169H134V172H135V174H132V175H135V180L134 179H132V178H128V177H126V178H128L129 180H131L132 179V182H128L130 185L129 186H126L127 184H123V185H125L126 186V188L124 189V194L125 195H123V197L125 198L126 197V202H127V206L129 207V208H134V207H136L137 208V201H139L138 199H140V198H138V195H139V193L140 194H143L144 195V197L146 198V197H149L150 198V200H151V202L152 203H156V197H158L157 195H156V192L157 191H162L161 193H163L164 195H166L167 196V198L169 199V202H170V206L168 207V209L167 208H165V209H167L166 211H163V213H162V217H153L152 215L154 214V212L153 213H151L152 212V210L151 209H153V208H151V209H149L150 208V206L148 207V205H146V207L148 208V210H146V211H144L143 209V211L144 212H147L146 213V215H145V218L143 217V220H141L142 218H140V220H138V215L135 213L134 214V216H131L129 213H126V214H128V215H130L131 217H136V218H134L135 219V222L136 223H140L138 226V229L136 230V229H134L133 227H131V228H133L134 230H133V232L132 231H129L130 230V228H128V230H125V232L126 231H129V232H127V233H131V234H133L132 235V239H128L127 237H125V236H118V235H122L121 233L120 234H116V233H118V232H114L117 236H118V238H116V235L114 236V235H112V234H114V233H112V234H110V232H108V231H106V230H103V229H101L102 228V224L100 225L101 226V228H100V226L99 225H96V227L97 228H95V225H93V224H95V223H91V225H90V227H89V225H88V227L87 226H84V228L86 229V227H87V229L88 228H90V230L91 231H93V230H95V229H97L98 231L97 232H90V233H93L94 235L92 236V237H89V238H93L94 239V241L92 240V239H87V240H89L90 241V243L91 244H89V241L87 242L89 245H96V247H98V249L97 248H95L94 246H92V248L91 249H93V251H95V250H98V251H95V252H100V254L101 255H105V254H102L101 252H103V253H106L105 251H109L110 253V255H112L111 257H110V259H112V261H113V254H114V256L116 257L117 255H115V254H117L118 252H119V250H118V248L117 247H121V245H119V239L120 238H123V239H125L126 241L127 240H129V243H127L126 241H125V247H127V245L126 244H131L132 243V240H133V243H134V245L136 246L135 248H139V250H137V251H140V255L141 256H143V255H145V254H147L148 255V253L150 254V253H153V254H158V258H157V261H156V263L157 264H168V263H172L173 262V258H172V256H174L172 253V256H171V254H170V252L169 251H166V249L167 248H165V246H166V244H164L163 242L162 243H157V244H155L154 245V243L153 244H147V245H152V246H150L148 249H143L142 250V247H140L139 245L141 244L140 242L142 241V240H144V242H143V244L146 242L145 240H149V239H154V238H152V237H155L156 238V234H157V236H158V238L159 239H162V241H165V238H166V235H168V232H165L164 233V231L163 232H160L161 231V229L159 230V229H157L158 228V224H159V219H156V218H163V220H165L166 222H167V224L168 225H171V227L172 228H170V229H173V233L171 234V236H168L169 238L171 237V238H174V242H173V239H172V245L174 246V247H177V248H179V251L180 250H182L183 252L182 253H180L179 255H180V257H181V255L182 254H185L186 256L185 257H187L188 259H186L185 257H184V255H182V259H185V260H188V262H191V264H262V263H264V247H263V245H264V236L262 235V234H264V233H262V230L264 229V221H261V220H263L264 218V184L262 183V182H264V180H262V178H264V175L262 174V172L264 171V163H262V162H264V161H262V159H261V156H260V154H257L256 156L254 155V157L252 158V161L251 162H249L248 164L246 163L242 168H239V169H237L238 170V173L237 174H235V172L233 171V170H231V169H225V166H224V163L221 161V160H219V159H223V158H219V157H221V156H216V158H219V159H216L215 157V159L216 160H214V161H209L208 163H202V162H204V161H201L200 163H199V161H194V160H190V158L191 157H194V154H193V156H189V160H190V162H189V164L192 166L191 168H186V165H184L185 167H181V165H180V168H178L179 170H175V172L177 171V176L175 175L173 178L172 177H170V178H172V179H170L169 177H167V172L165 173V174H163V172H161V173H159V170H157V171H154L153 172V170L152 169H150V167H151V165H152V167L153 168H157V167H160V165L159 166H157V165H155V163L157 164V162H158V164H159V162L163 159H165V158H162V157H165V156H163L164 154L165 155H170L169 154V152H166V149H167V147H168V144L170 143V142H172V141H174L173 143H176L175 142V140H178V139H176V138H174V137H177V138H179L180 139V135L179 136H175L176 135V128H177V126L178 125H181L182 124V126L184 125L181 121L183 120V119H181V118H183V116L185 117V115L186 114H188V111L186 112V113H184L185 115H183V116H180V117H178V118H174V116H175V114H174V116H173V118L171 119L170 118V120L168 121L166 118H167V116L166 115H162V116H160L159 115V113L156 115ZM192 113V112H191ZM202 113V112H201ZM230 113V112H229ZM237 113V112H236ZM260 113V112H259ZM33 114H35V113H33ZM56 114H54V115H56ZM88 114V113H87ZM160 114H161V112H160ZM164 114V113H163ZM196 114H200L199 112L198 113H195L194 115H196ZM239 114V113H238ZM47 115V114H46ZM49 115H51V114H49ZM96 115H98V113H96ZM191 115H193V114H191ZM201 115H203V116H205L204 115V113H202ZM210 115H208V116H210ZM213 115H214V117H213ZM230 115V114H229ZM242 115L240 116V117H242ZM261 114H259V116H260ZM7 116V115H6ZM24 116V117H25ZM35 116V115H34ZM34 116H30V117H32V119L34 120ZM36 116H38V115H36ZM59 116H61V115H59ZM104 116H105V114H104ZM119 116V115H118ZM127 116V115H126ZM158 116H160V117H158ZM169 116V115H168ZM178 116V115H177ZM197 117H198V115H196ZM208 116H206V117H208ZM8 117V116H7ZM14 117V116H13ZM19 117V116H18ZM41 117V116H40ZM42 117H44V114H43V116ZM51 117V116H50ZM87 117V116H86ZM98 117H99V115H98ZM107 117V116H106ZM162 117V118H161ZM165 117V118H164ZM170 117V116H169ZM196 117V119H198V118H200V115H199V117L197 118ZM206 117H204V118H206ZM9 118V117H8ZM26 118V117H25ZM39 118V117H38ZM56 118V117H55ZM103 118V117H102ZM105 118V117H104ZM121 118H123L122 116H121ZM166 119L167 121L166 122H168V123H166V122H161V123H166V124H163V125H165V126H167V133L166 134H164V133H162L161 135H163L162 137H159V138H157V139H154V140H157L156 142H154L150 137H148V138H146L148 135H145L144 133V135L146 136H144V135H142V139L140 140L139 139V141H137V142H134V143H132L133 141H131V143H130V139L132 138L131 136H134L133 134H135L136 132H138V131H140V130H143V129H145V131H146V129L147 128H151V127H156V125L158 124V123H160L159 122V119ZM180 118V119H179ZM185 118H188V117H185ZM260 118L262 119V116H260ZM7 119V118H6ZM21 119H22V117H21ZM20 119V120H21ZM32 119L30 118V121H31V123H32ZM35 119H37V118H35ZM62 119V118H61ZM78 119H83V115H82V118H78ZM115 119V118H114ZM116 119H119V118H116ZM163 119V120H164ZM192 119V117H190V120ZM195 119V116L193 117V119L192 120H194ZM202 119V118H201ZM212 119H210L209 121L211 122V121H214V119L212 120ZM27 120V119H26ZM25 120V121H26ZM41 120V119H40ZM72 120V119H71ZM105 121H107L106 119H104ZM104 120H102V121H104ZM121 120H123V119H121ZM131 120V119H130ZM200 119H198V120H196V121H199ZM22 121H24V120H22ZM24 121V122H25ZM37 121V120H36ZM35 121V122H36ZM185 121H187V120H185ZM205 121V120H204ZM209 121H207V123L209 122ZM262 121V120H261ZM263 121H264V119H263ZM34 122V121H33ZM63 122V121H62ZM70 122V121H69ZM69 122H67V123H69ZM72 122V121H71ZM79 122H81V121H79ZM83 122H85V121H83ZM194 123H195V121H193ZM26 123V122H25ZM41 123H46V121L45 120H43V122H41ZM181 123V124H180ZM199 124L200 123V125H202L203 123H201V120H200V122H196V124ZM207 123H205V124H207ZM259 123H261V122H259ZM34 124V123H33ZM36 124V123H35ZM66 124V123H65ZM73 124V123H72ZM185 124L187 125V122H185ZM190 124H193V123H190ZM214 124H217L216 122L214 123ZM262 124V123H261ZM43 125H45V124H43ZM57 125H59V124H57ZM56 125V126H57ZM62 125V124H61ZM60 125V126H61ZM83 125V124H82ZM101 125H103V124H101ZM111 125V124H110ZM208 125V124H207ZM219 125H215V126H217L216 127V129L218 130V126ZM13 126V125H12ZM33 125H31V127H32ZM73 126V125H72ZM71 126V127H72ZM81 126V125H80ZM107 126H109V124H107ZM122 126V125H121ZM165 126H162L163 128H162V130H161V128H159L161 131H163L166 127ZM193 126V125H192ZM196 126V125H195ZM203 126H204V124H203ZM211 126H214V125H211ZM24 127V126H23ZM34 127V126H33ZM45 127V126H44ZM88 127V126H87ZM106 127V126H105ZM109 127H111V126H109ZM159 127H161V126H159ZM190 127V126H189ZM189 127L187 126L186 128H188L189 129ZM202 127V126H201ZM210 126H208V129L207 130H209L210 128H209ZM57 128V127H56ZM61 128V127H60ZM92 128V127H91ZM192 128V127H191ZM194 128V127H193ZM203 128H205V127H203ZM202 128V129H203ZM214 128V130H216L215 129V127H213ZM30 129V128H29ZM32 129V128H31ZM65 129H68V128H66L65 127ZM70 129V128H69ZM87 129V128H86ZM89 129V128H88ZM106 129V128H105ZM109 129V128H108ZM110 129L107 131L106 130V133L107 132H109L110 131ZM259 129V128H258ZM39 130V129H38ZM56 130V129H55ZM72 130V129H71ZM93 130V129H92ZM184 130V129H183ZM183 130H181V131H183ZM192 130H194V129H192ZM197 130H198V128H197ZM201 130V129H200ZM213 130V131H214ZM223 130H218V131H223ZM229 130V131H230ZM34 131V130H33ZM50 131V130H49ZM48 131V132H49ZM86 131V130H85ZM118 133H117V132ZM228 131V132H229ZM261 132V130L259 129L258 130V132ZM19 132V131H18ZM60 132V131H59ZM62 132V131H61ZM188 132V131H187ZM194 132V131H193ZM212 132V131H211ZM216 132V131H215ZM214 132V133H215ZM256 132V134H257V131H255ZM10 133H12V132H10ZM22 133V132H21ZM63 133H65V132H63ZM62 133V134H63ZM69 133H71V132H69ZM101 133V132H100ZM105 133V132H104ZM111 133H110V135H111ZM207 133H209V132H207ZM219 133V132H218ZM217 133V134H218ZM223 133V132H222ZM222 133H219L220 135H225V134H222ZM17 134V133H16ZM15 134V135H16ZM32 134V133H31ZM36 134V133H35ZM43 134V133H42ZM76 134V133H75ZM91 134V133H90ZM90 134H87V135H90ZM102 134V133H101ZM182 134V133H181ZM261 134H263L264 135V131H263V133H261ZM260 134V135H261ZM37 135V134H36ZM47 135H50V137L52 136V134L50 133V134H47ZM54 136H56L55 134H53ZM65 135V134H64ZM70 135V134H69ZM73 135V134H72ZM72 135H70V136H72ZM79 135V134H78ZM85 135V134H84ZM108 135H109V133H108ZM109 135V137L111 138V136ZM155 135L156 134H154V137H155ZM197 135V134H196ZM200 135H202L203 136V134H200ZM204 135H206V133L204 134ZM259 135V136H260ZM32 136V135H31ZM58 136V135H57ZM61 136V135H60ZM60 136H58V137H60ZM76 136V135H75ZM90 136H92V135H90ZM95 136V135H94ZM141 136V135H140ZM207 136V135H206ZM209 136H212L211 134L210 135H208L207 136V138L209 137ZM215 136H218V135H216L215 134ZM251 136V135H250ZM249 136V137H250ZM253 136L255 137V135H254V133H253ZM258 136V135H257ZM49 137V136H48ZM63 137H65V136H63ZM79 137V136H78ZM152 137V136H151ZM193 137V136H192ZM199 137H201V136H199ZM68 138V137H67ZM80 138V137H79ZM91 138V137H90ZM105 138H106V136H105ZM149 138L152 140V142H151V144L152 143H155L154 145H151V144H149V142L148 141H150L149 140ZM188 138V137H187ZM191 138V137H190ZM196 138V137H195ZM207 138H206V140L204 141V143L203 142H201V147H205V145H206V143L208 142V140H207ZM215 137L214 136H212L211 138L209 137V139H211V140H213ZM228 139H229V137H227ZM233 138V137H232ZM232 138H230V140L232 139ZM263 138V139H262ZM53 139H55V137L53 138ZM53 139H51V141L53 142ZM62 139V138H61ZM64 139V138H63ZM72 139V138H71ZM91 139H93V138H91ZM137 139V138H136ZM175 139V140H174ZM185 139V138H184ZM216 139V138H215ZM225 139V138H224ZM224 139L222 140V139H220V140H222V141H224ZM235 139V138H234ZM244 139V138H243ZM247 139V138H246ZM249 139V141H250V138H248ZM257 139H259L258 137H257ZM261 139L264 141V136H262L261 137ZM260 139V140H261ZM31 140H33L32 138H31ZM37 140H38V138H37ZM49 140V139H48ZM56 141H57V139H55ZM65 140V139H64ZM88 140H89V138H88ZM132 140V139H131ZM180 140H182V139H180ZM195 140V139H194ZM227 140V139H226ZM66 141V140H65ZM72 141V140H71ZM74 141V140H73ZM72 141V142H73ZM227 141H229V140H227ZM227 141H225V142H223L222 143V145L225 147V149L226 148H228V146L227 145H225L224 143H226ZM235 141V140H234ZM234 141H232L233 143H234ZM237 141V140H236ZM244 141V140H243ZM252 141V140H251ZM250 141V142H251ZM254 141V140H253ZM25 142V141H24ZM70 142V141H69ZM178 142H179V140H178ZM181 143H182V141H180ZM210 142H212V141H210ZM214 142V141H213ZM231 142V141H230ZM230 142H228V143H230ZM239 142V141H238ZM244 142H246V140L244 141ZM32 143V142H31ZM58 143H60L59 141H57V143L56 144H58ZM62 143V142H61ZM66 143H68V142H66ZM79 143H81V142H79ZM90 143H92V142H90ZM214 143H216V142H214ZM218 143V142H217ZM240 143V142H239ZM252 143V142H251ZM257 143H258V141H257ZM264 143V142H263ZM27 144V143H26ZM48 143H46V145H47ZM55 143L53 144V143H51V146H53V145H56ZM78 144V143H77ZM89 144V143H88ZM95 144V143H94ZM98 144H100V143H98ZM238 144V143H237ZM240 144H242V142L240 143ZM247 144H249V142L247 141ZM61 145V144H60ZM67 145V144H66ZM85 145H87V144H85ZM91 145H93V144H91ZM96 145V144H95ZM94 145V146H95ZM177 145H178V143H177ZM181 145V144H180ZM183 145V144H182ZM208 145H209V143H208ZM264 145V144H263ZM57 146V145H56ZM56 146H54V147H56ZM68 146H71V145H68ZM68 146H66V147H68ZM88 146V145H87ZM93 146V147H94ZM239 146V145H238ZM238 146H234V147H238ZM53 147V148H54ZM65 147V146H64ZM72 147H74V146H72ZM72 147H69V148H72ZM80 147V146H79ZM170 147V146H169ZM171 147H175V146H171ZM183 147V146H182ZM181 147V148H182ZM207 147V146H206ZM210 147V146H209ZM208 147V148H209ZM222 146H220V148H221ZM240 147H242V146H240ZM261 147V146H260ZM47 148H48V145H47ZM47 148H45V149H47ZM78 148V147H77ZM173 148H169V151H170V149L172 150ZM175 148H178V146L177 147H175ZM210 148H212V147H210ZM214 148V147H213ZM212 148V150H209L210 151V153L209 154H212V153H214V152H212L214 149ZM232 148V147H231ZM230 148V149H231ZM257 148H258V146H257ZM65 149V148H64ZM74 149V148H73ZM82 149V148H81ZM96 149V148H95ZM188 149V148H187ZM215 149H217V148H215ZM229 149V148H228ZM233 149V148H232ZM250 149H253V148H250ZM48 150H53L52 148L51 149H48ZM57 150L58 149H56V151H55V148H54V152H57ZM70 150V149H69ZM115 150V149H114ZM178 149H175V150H172V151H177ZM182 151H180V152H184V151H187V150H184V149H181ZM224 150V149H223ZM223 150H221V151H223ZM247 150H248V148H247ZM258 150V149H257ZM261 150V149H260ZM260 150H258V151H260ZM65 151L66 150H64L62 153H58V154H62V155H57L58 157H56V156H54V155H56V153H54L53 151H50V152H53L52 154H54V155H52L50 152H47V154L48 153H50L52 156H50V161L51 162H54V163H51V165L52 164H55V165H59V166H64V167H67V169L70 167V168H72L71 166H68V165H70V164H67V163H73V165H76L75 163H74V160H73V162H67V161H69V160H67L66 158H64L65 156H63V153H65ZM68 151V150H67ZM74 151V150H73ZM82 151V150H81ZM93 151V150H92ZM196 151V150H195ZM205 150H203V152H204ZM217 152L216 153H218L219 154V151L218 150H216ZM225 151V150H224ZM229 150H227V152H228ZM232 150H230V152H231ZM233 151H234V149H233ZM236 152H238L237 150H235ZM245 151V150H244ZM248 151H250V150H248ZM263 151H264V149H263ZM75 152H78V150L77 151H75ZM75 152H73V153H75ZM86 152H88L87 150H86ZM192 152V151H191ZM206 153L208 152L207 150L205 151ZM204 152V153H205ZM253 152V151H252ZM18 153V152H17ZM20 153V152H19ZM25 153V152H24ZM73 153H70L71 155L73 154ZM80 153V152H79ZM187 152H185V154H186ZM233 153H235V152H233ZM239 153V152H238ZM244 153H246V152H244ZM243 153V154H244ZM254 153H257V152H254ZM258 153H260V152H258ZM81 154H84V153H80V154H76V155H81ZM228 154V153H227ZM231 154V153H230ZM65 155V154H64ZM111 155H112V153H111ZM115 155V154H114ZM216 155V154H215ZM232 155V154H231ZM235 155V154H234ZM237 155V154H236ZM248 155V154H247ZM21 156L22 155H20L19 157L21 158ZM31 156V155H30ZM29 156V157H30ZM49 156V155H48ZM61 156H63V157H61ZM110 156V155H109ZM187 156V155H186ZM201 156V155H200ZM241 156H243V155H241ZM241 156H239V157H241ZM252 156V155H251ZM32 157V156H31ZM166 157H168V156H166ZM175 157V156H174ZM177 157V156H176ZM228 157V156H227ZM244 157V160H246L245 158H248L249 156H247V157H245V155L243 156ZM263 157V156H262ZM67 158H68V156H67ZM75 158V157H74ZM73 158V159H74ZM91 158V157H90ZM195 158V157H194ZM210 158H212V157H210ZM210 158H207V160L208 159H210ZM258 158H260L261 160H258ZM264 158V157H263ZM84 159H87L86 157H84ZM98 159V158H97ZM101 159V158H100ZM179 159V158H178ZM177 159V160H178ZM181 159H184V158H181ZM188 159L186 160V161H188ZM193 159V158H192ZM198 160H199V158H197ZM196 159V160H197ZM228 159V158H227ZM18 160H20L21 161V159H18ZM82 160V159H81ZM80 160V161H81ZM105 160V159H104ZM107 160V159H106ZM167 160V159H166ZM166 160H164V161H166ZM169 160H170V156H169ZM176 159H174V160H170V161H175ZM201 160H203V157H202V159ZM264 160V159H263ZM47 161V160H46ZM50 161H49V163H50ZM71 161V160H70ZM79 161V160H78ZM85 161V160H84ZM93 161H94V159H93ZM224 161V160H223ZM235 161V160H234ZM243 161V160H242ZM75 162H77L76 160H75ZM98 162V161H97ZM243 162H245V161H243ZM44 163V162H43ZM48 163V164H49ZM79 163V162H78ZM81 163V162H80ZM83 163V162H82ZM81 163V164H82ZM87 163H89V162H87ZM166 163H169V164H172V162H166ZM47 164V163H46ZM81 164H80V166H81ZM95 164V163H94ZM164 164V163H163ZM174 164H176V163H174ZM173 164V165H174ZM178 164V163H177ZM176 164V165H177ZM184 164H186V163H184ZM50 164H49V166H51ZM84 165V164H83ZM98 165V164H97ZM153 165H155V166H157V167H154ZM164 165H166V164H164ZM230 165V164H229ZM44 166V165H43ZM77 166V165H76ZM79 166V165H78ZM101 166V165H100ZM99 166V167H100ZM168 165H166L165 167H167ZM171 166L172 165H170L169 167L171 168ZM177 166H179V165H177ZM189 166V165H188ZM228 166V165H227ZM48 167V166H47ZM46 167V168H47ZM85 167H87V164L85 165ZM85 167H83L84 169H85ZM94 167V166H93ZM104 167V166H103ZM108 167V166H107ZM118 167H116V169H117V171L118 170H122V169H118ZM168 167V168H169ZM230 167V166H229ZM45 168V167H44ZM61 168V167H60ZM105 168V167H104ZM161 168H163V167H161ZM174 168H176V167H174ZM55 169V168H54ZM73 169V168H72ZM80 169V168H79ZM103 169V168H102ZM128 169V168H127ZM132 169H130V171H133ZM160 169V168H159ZM165 169V168H164ZM172 169V168H171ZM236 169V168H235ZM257 170L258 171V174H257V172H255V173H252V170ZM65 170V169H64ZM71 172H73L72 170H70ZM70 171H66V172H70ZM91 171H96V170H94V169H91ZM127 171V170H126ZM125 171V172H126ZM52 172V171H51ZM65 172V173H66ZM78 174H79V176L80 175H82V174H80V172H81V170L79 171L78 170ZM125 172H123V170H122V172H119V173H125ZM133 172V173H134ZM74 173V172H73ZM72 173V174H73ZM82 173H83V171H82ZM126 173H128V172H126ZM130 173V172H129ZM128 173V174H129ZM132 173V172H131ZM130 173V174H131ZM89 174V173H88ZM94 174H95V172H94ZM106 174V173H105ZM109 174V173H108ZM112 174H114V173H112ZM69 175H70V173H69ZM83 175H84V173H83ZM89 175H92V174H89ZM107 175V174H106ZM121 175V174H120ZM58 176V175H57ZM74 175H72V177H73ZM123 176V175H122ZM173 176V175H172ZM67 177V176H66ZM87 177H89V176H87ZM87 177L85 178V179H87ZM94 177H96V176H94ZM113 177H115V175L113 176ZM112 177V179H113V181H117V180H114V178ZM35 178V177H34ZM75 178H76V180L75 181H77V183H75V181L73 182V183H75L76 184V189H75V197H78V198H80L81 199V201H80V203L81 202H83L82 204H79L81 207H83V206H87V207H89V206H93V205H91L89 202L87 203V192H85L86 190L88 191V193H91V192H89V190H91V189H93V188H89V186L84 182V178H82V177H79L78 179H77V176L75 175ZM75 178H73V180L75 179ZM89 178H91V177H89ZM118 178L120 179V181H121V177H119L118 176ZM95 179H97V178H95ZM94 179V180H95ZM116 179V178H115ZM89 180V179H88ZM98 180H101V179H98ZM123 180V179H122ZM90 181H91V179H90ZM96 181V180H95ZM95 181H93L92 183H96ZM13 182V181H12ZM51 182V181H50ZM65 182V181H64ZM63 182V183H64ZM118 183H120L119 181H117ZM87 183H89V181L87 182ZM99 183H101L100 181L98 182V184ZM104 183V182H103ZM113 183V182H112ZM51 184V183H50ZM53 184V183H52ZM57 184H58V182H57ZM13 185V184H12ZM91 185H93V184H91ZM112 185V184H111ZM116 185V184H115ZM94 186V185H93ZM92 186V187H93ZM118 186V185H117ZM40 187V186H39ZM69 187V186H68ZM91 187V186H90ZM98 187V186H97ZM100 187V186H99ZM119 187V186H118ZM118 187H115V188H118ZM124 187V186H123ZM258 188L259 189V191H258V195H257V191H255L254 192V194L253 195H257V200H255V201H251L252 203H256L257 204V208L256 207H254L255 205H253V204H251L250 202H247V200H246V196H248L249 198H251L252 199V197H250V190H253L254 188ZM72 188H74V187H72ZM249 188H253V189H249ZM99 189V192H100V188H97L96 189V191ZM110 189H112V188H110ZM119 189V188H118ZM22 190V189H21ZM113 190H116L117 191V189H113ZM112 190V191H113ZM120 190V189H119ZM73 192H74V190H72ZM229 191H231L232 192V194H229L228 192ZM94 192H95V190H94ZM98 191H97V193H99ZM58 193V192H57ZM72 193V192H71ZM96 193V192H95ZM113 193V192H112ZM118 193V192H117ZM250 193V194H249ZM92 194V193H91ZM101 194V193H100ZM99 194V195H100ZM114 194V193H113ZM103 195V194H102ZM115 195H117V194H115ZM143 195H140L139 197H141L142 198V196ZM146 195V196H145ZM253 195H251V196H253ZM74 196V195H73ZM64 197V196H63ZM254 197V196H253ZM9 198V197H8ZM37 198V197H36ZM51 198V197H50ZM61 198V197H60ZM72 198H74V197H72ZM159 198V197H158ZM35 199V198H34ZM47 199V198H46ZM76 199V198H75ZM100 199H102V198H100ZM118 199V198H117ZM120 199V198H119ZM167 199V200H168ZM233 199V200H232ZM65 200V199H64ZM88 200H90V199H88ZM104 200H105V198H104ZM162 200V199H161ZM232 200V201H231ZM77 201H78V199H77ZM100 201V200H99ZM158 201H160V200H158ZM63 202V201H62ZM93 202H95V201H93ZM98 202V201H97ZM101 202V201H100ZM161 202V201H160ZM246 202L247 203H249V205H247L246 204ZM102 203V202H101ZM139 203H141V201L139 202ZM168 203V202H167ZM58 204V203H57ZM62 204V203H61ZM77 204V203H76ZM87 204H89V205H87ZM97 204V203H96ZM158 204H160V203H158ZM60 205V204H59ZM64 205V204H63ZM95 205V204H94ZM154 205V204H153ZM164 205V204H163ZM248 207H247V206ZM250 205H252L254 208H256V213L254 212V214H252V213H250V211H252V210H248L247 208H253L252 206H250ZM79 206V207H80ZM99 206H100V204H99ZM99 206H96L97 208L99 207ZM164 206H166V204L164 205ZM62 206H60V208H61ZM80 207V208H81ZM145 206H143L142 208H144ZM152 207V206H151ZM154 207V206H153ZM28 208V207H27ZM26 208V209H27ZM63 208V207H62ZM91 208V207H90ZM147 208H144V209H147ZM67 209V208H66ZM81 209H83V208H81ZM81 209L79 210V211H81ZM93 209V208H92ZM96 209V208H95ZM139 210L141 209L140 207L138 208ZM62 210V209H61ZM76 210V209H75ZM86 210V208L84 207V209H83V211H81V212H84ZM97 210H100V212L99 213H103V215L105 216L104 217V219H108V220H104V222H106V221H109L108 223H111V224H113V225H111V224H108V226L110 227V225L111 226H115L116 225V221H115V217H117V214H118V210H117V208L114 206V205H109V204H106L105 203V201H104V205H102V206H100V208H98ZM96 210V212H98ZM126 210V209H125ZM5 211V210H4ZM38 211V210H37ZM64 211V210H63ZM90 210H87V213L89 212ZM91 211H94V210H91ZM91 211L89 212V213H91ZM151 211V212H150ZM153 211H155L154 209H153ZM39 212V211H38ZM66 212V211H65ZM70 213H71V211H69ZM77 212V211H76ZM17 213V212H16ZM31 213H32V211H31ZM61 213V212H60ZM85 213L86 212H84V214H83V216H86L85 215ZM94 213V212H93ZM151 213V214H150ZM75 214H77V213H75ZM98 214V213H97ZM157 214V213H156ZM9 215V214H8ZM7 215V216H8ZM34 215V214H33ZM38 215H40V212H39V214ZM37 215V216H38ZM92 215H94V214H92ZM92 215H90L89 214V216L91 217ZM96 215V214H95ZM102 215V216H103ZM3 216H6V215H3ZM6 216V218L5 217H3L4 219H2V216L0 215V228L5 224V222L6 221H9L10 222V219L13 217H11V215H10V219H8L7 220V218H9V216L7 217ZM144 216V215H143ZM263 216V217H262ZM28 217V216H27ZM36 217V216H35ZM64 218H65V216H63ZM78 217V219H79V216H77ZM89 217V218H90ZM262 217V218H261ZM29 218V217H28ZM39 218V216L36 218V220ZM42 218L43 219H45L46 217L45 216H42ZM41 218V219H42ZM57 219H55V221L56 222H58V223H56L55 222V224L57 225V224H62V223H60L59 221H57L59 218L58 217H56ZM69 218V217H68ZM84 218H86V217H84ZM70 219V218H69ZM73 219V218H72ZM82 219V218H81ZM92 218H90V221H92L91 220ZM119 219H120V217H119ZM61 220V219H60ZM162 220V219H161ZM170 222V224L168 223V221ZM63 220H61V222H62ZM67 221V220H66ZM84 221V220H83ZM98 221V220H97ZM103 221V220H102ZM117 221H121V220H118L117 219ZM77 222V219H76V221L75 222H73V223H76ZM85 222V221H84ZM87 222V221H86ZM89 222V221H88ZM101 222V221H100ZM161 222V221H160ZM12 223V222H11ZM42 223V222H41ZM118 223H120V222H118ZM165 223V222H164ZM164 223H160V224H164ZM37 224H40V222H38ZM43 224V223H42ZM67 224H68V222H67ZM67 224H64V225H67ZM99 224V223H98ZM106 224V223H105ZM6 225V227H7V225H8V222H7V224H5ZM10 225V224H9ZM36 225V224H35ZM47 225V224H46ZM48 225H50V222L48 223ZM47 225V227H50V226H48ZM64 225H62V226H64ZM74 225V224H73ZM87 225V224H86ZM119 226H120V224H118ZM31 227L33 226L32 224L30 225ZM79 226V225H78ZM91 226H94L92 229H91ZM105 226H107V224L105 225ZM34 227V226H33ZM44 227H46L45 225H44ZM59 227H61V226H59ZM58 227V228H59ZM75 227V229L76 230H73V231H77V229L78 228H76L77 226H74ZM162 227V225L160 226L159 225V228H161ZM164 227H165V224H164ZM163 227V228H164ZM4 228H5V226H4ZM27 228V227H26ZM35 228V227H34ZM39 228V227H38ZM42 228V227H41ZM40 228V230L39 229H37V227H36V229H33V231H30V233L31 232H33V236H34V240L35 241H39L40 242V240H42V238L44 239V241H45V238L46 237H44L45 235H44V232L42 231V229ZM51 228V227H50ZM50 228H48V230L50 231L51 230V232H52V229L54 228V227H52V229H50ZM55 228H57V226L55 227ZM64 228V227H63ZM100 228V229H99ZM111 228V227H110ZM124 228H127V226L125 227H123V229L122 228H120V230H124ZM162 228V230H164ZM2 229V228H1ZM6 229V228H5ZM71 229H74V228H71ZM85 229H84V231H85ZM86 229V230H87ZM115 228H113V229H110L111 231L112 230H114ZM117 229V228H116ZM170 229H168V230H170ZM57 230V231H56ZM58 230H62V229H55V231H56V233L58 234ZM78 230H80V229H78ZM109 230V231H110ZM119 230V229H118ZM118 230H116V231H118ZM208 230H211L212 232H214L215 231V234H216V238H214V237H212V238H210V232H208ZM3 231V230H2ZM27 231H28V229H27ZM40 231H42V232H40ZM55 231L53 232V234H55ZM68 231H70V229L68 230ZM73 231H70L71 233H73ZM99 231H101V232H99ZM115 231V230H114ZM122 231H120V232H122ZM167 231V230H166ZM66 232V231H65ZM70 232H68V233H70ZM81 233H82V231H80ZM263 232H264V230H263ZM3 234H4V231L2 232ZM2 233H1V235H2ZM29 233V234H30ZM41 233H43V237H42V235H41ZM50 233V232H49ZM78 234L79 235V233L78 232H75V234ZM80 233V234H81ZM85 233H86V231H85ZM90 233H87V235L88 234H90ZM110 234V235H112V236H110V235H108V234ZM7 234V233H6ZM60 234H62V233H60ZM76 234V235H77ZM159 234V235H158ZM59 235V234H58ZM57 235V236H58ZM65 235V234H64ZM64 235H62L63 237H64ZM92 235V234H91ZM91 235H88V236H91ZM170 235V234H169ZM61 236V237H62ZM66 237H70V236H72V240H74L75 239V237L73 236V234L72 235H69V236H67V233H66V235H65ZM259 236H261L262 238L261 239H258V237ZM2 237L4 238L5 237V240L4 239H2ZM2 237H0V240H2V242L4 243L5 241H7L8 242V239H10V237H7V236H2ZM30 237H31V235H30ZM52 237H54V235H52ZM80 236H78V237H76V238H79ZM86 237V236H85ZM130 237H131V235H130ZM8 238V239H7ZM16 238V237H15ZM57 238V237H56ZM71 238V237H70ZM80 238H82V237H80ZM17 239V238H16ZM15 239V240H16ZM59 240H56L55 239V237L53 238V244L55 245V247H57V249H58V252L59 253H61V255L60 256H62V264H109L108 262H106V260L104 259L105 257H106V255H105V257H103V256H101V255H99V256H101V257H99L98 256V258H95V257H90V256H94V253H92V255H89V251H91V249H87V247L85 248V253L87 254V256L86 257H84L83 259H81V260H79V262H74L73 261V259H71V257L67 254V253H64L63 252V250H61L64 246L62 245V248L58 245L59 243H57V242H59L60 241V237L58 238ZM61 239H63V238H61ZM65 239V238H64ZM63 239V240H64ZM83 239H84V236H83ZM83 239H80V240H83ZM164 239V240H163ZM33 240V239H32ZM67 240V239H66ZM78 240V239H77ZM121 241H124V240H122V239H120ZM156 240V239H155ZM155 240H153V241H150V242H154ZM169 240H171V239H169ZM12 241V240H11ZM68 241H69V239H68ZM95 242V243H93V242ZM198 241H201V242H204L205 243V245L203 244V245H199V244H197V242ZM7 242H5V243H7ZM45 242H47V241H45ZM71 242H75V241H71ZM71 242H68V243H70V245H72L73 243H71ZM79 242V241H78ZM80 242H82V241H80ZM84 242V241H83ZM119 242V243H118ZM166 242V241H165ZM171 242V241H170ZM169 242V243H170ZM4 243V244H5ZM9 243V242H8ZM7 243V244H8ZM12 243H14V242H12ZM17 243V242H16ZM68 243H66V244H68ZM148 243V242H147ZM6 244V245H7ZM33 244V243H32ZM38 244H40V243H38ZM48 244V245H47ZM51 244V243H50ZM52 244V245H53ZM75 244V243H74ZM80 244V243H79ZM17 245H18V243H17ZM37 245V244H36ZM86 246H88L87 244H85ZM117 245H119V246H117ZM132 246H133V244H131ZM167 245H169V244H167ZM21 246V245H20ZM49 246V243H45L44 244V242L42 243V244H40L39 245V247L37 248V250H35L36 252L35 253H37V254H40V256H41V254H43L44 255V264H51V263H54L53 261H52V257L53 256H51L52 254H54V251L52 252V250H50L49 248L50 247H48ZM51 246V245H50ZM79 246H81V245H79ZM66 247V249H68L69 248V244L67 245V246H65ZM65 247H64V249H65ZM73 247H75V246H73ZM129 247H130V245H129ZM167 247V246H166ZM16 248H17V246H16ZM15 248V249H16ZM27 248V247H26ZM52 248V247H51ZM77 248V247H76ZM95 248V249H94ZM171 248H173V247H171ZM176 248V250L174 251V252H176L178 249ZM4 249V248H3ZM29 249V248H28ZM32 249V248H31ZM36 249V248H35ZM79 249H81V247L79 248ZM87 249V250H86ZM122 249V248H121ZM127 249V248H126ZM133 249V250H132ZM18 250H20V247L18 248ZM39 250V251H38ZM69 250V249H68ZM83 250V249H82ZM81 250V251H82ZM100 250V251H99ZM136 250V249H135ZM169 250V249H168ZM174 250V249H173ZM3 251H5V249L3 250ZM78 251V250H77ZM131 251H134V248H131ZM131 251H130V253H131ZM179 251H178V253H179ZM256 251V252H255ZM257 251H258V253H259V251H261V254H258L257 255V258H256V254L255 253H257ZM28 252V251H27ZM33 252V251H32ZM38 252H40V253H38ZM121 252V251H120ZM14 253V252H13ZM34 253V252H33ZM73 253H75V252H73ZM84 253V252H83ZM127 253V255H129L130 253L129 252H126ZM129 253V254H128ZM139 253V252H138ZM72 254V253H71ZM76 254V253H75ZM99 254V253H98ZM121 254V253H120ZM135 254H136V252H135ZM4 255H5V252H4ZM34 255H36V254H34ZM57 255V254H56ZM138 255V254H137ZM139 255V256H140ZM6 256V255H5ZM20 256V255H19ZM22 256H24L23 254H22ZM37 256V255H36ZM40 256H37V257H40ZM57 256H59V255H57ZM96 256V255H95ZM130 256L131 257H133V255L132 254H130ZM134 256H136V255H134ZM176 257H174L175 259L177 258V255H175ZM18 257V256H17ZM26 257V256H25ZM123 257H126L125 255L123 256ZM145 257V256H144ZM148 257V256H147ZM146 257V258H147ZM20 258H22V257H20ZM30 258H32V256L30 257L29 256V260H33V261H30V262H33V263H36V264H38L37 263V261H36V258L35 259H30ZM49 258H51V261L49 262ZM79 258V257H78ZM137 258H139V257H137ZM180 258V259H181ZM5 259H6V257H5ZM4 259V261L3 262H6V260ZM24 259H26V258H24ZM24 259H22V260H24ZM60 259H61V257H60ZM80 259V258H79ZM95 259V260H94ZM97 259V260H96ZM117 259H119L118 257H117ZM141 259H144L143 257H141ZM149 259V258H148ZM3 259H1L0 261H2ZM40 260V259H39ZM53 260H54V258H53ZM74 260H76V258L74 259ZM137 260V259H136ZM144 260H147V259H144ZM143 260V261H144ZM177 260V259H176ZM191 260V261H190ZM9 261H10V259H8L7 258V262L6 263H4V264H9ZM15 261H18L17 259L15 260ZM15 261L14 262H12L13 264L15 263ZM26 261H28L27 259L26 260H24V261H21L20 262V260H19V262L20 263H23V262H25L26 263ZM55 261V260H54ZM140 261V260H139ZM172 261V262H171ZM19 262H17L18 264H19ZM115 262H118L119 263V261H115L114 260V263ZM193 262V263H192ZM24 263V264H25ZM29 263V262H28ZM33 263H31V264H33ZM145 264H151L150 262H144ZM174 263L175 264H184L185 262H182V261H180V262H176V261H174ZM0 264H1V262H0ZM27 264V263H26ZM30 264V263H29ZM41 264H43V263H41ZM54 264H56V262L54 263ZM120 264V263H119ZM139 264V263H138ZM190 264V263H189Z\"/></svg>",
	"mask_w": 264,
	"mask_h": 264
}]
</instances>
